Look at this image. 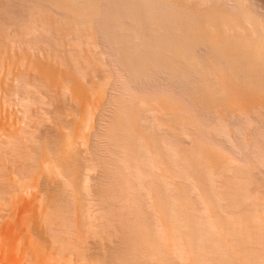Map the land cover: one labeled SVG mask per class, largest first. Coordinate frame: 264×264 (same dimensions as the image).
<instances>
[{
    "label": "bare ground",
    "instance_id": "6f19581e",
    "mask_svg": "<svg viewBox=\"0 0 264 264\" xmlns=\"http://www.w3.org/2000/svg\"><path fill=\"white\" fill-rule=\"evenodd\" d=\"M57 1L59 2L61 0H57ZM67 1L70 2L71 0H67ZM79 1H81V0H79ZM136 1L137 0H134V2H136ZM153 1L154 0H152L151 3H153ZM178 1H180V0H178ZM206 1L210 2L209 0H206ZM248 1H250V0H248ZM63 2L65 4V1H63ZM63 2L61 1V3H63ZM82 2L84 3V1H82ZM87 2H88V0H85V4ZM149 2H150V0H149ZM154 2H156V1H154ZM180 2L183 3L184 1L181 0ZM186 2H188V1L186 0ZM186 2H184L185 4L183 3V5H186L187 4ZM199 2H200V0H199ZM233 2H235V1H233ZM46 3H48V2H46ZM53 3H56V2H53ZM146 3H147V0H146ZM151 3H150V5H151ZM158 3H159V1H158ZM193 3H194V1H193ZM215 3H216V1H215ZM37 4H36V6H37ZM73 4H74V1H73ZM80 4H82V3H80ZM155 4L153 6H155ZM195 4H193V5L195 6ZM205 4H207V6H208V3H205ZM1 5H3V4H1ZM58 5L59 4H57V6ZM70 5H71V3H70ZM95 5L99 6L98 3L95 4ZM124 5H125V3H124ZM129 5L130 4L127 5V3H126V6H129ZM135 5H136V3H135ZM193 5H191V6H193ZM209 5H210V3H209ZM225 5L229 6L227 4H225ZM236 5H237V3H236ZM241 5L242 4H240V7H241ZM250 5H252V4H250ZM51 6H52V4H51ZM62 6H63V4L60 6V8H62V10L66 11V9L64 7H62ZM81 6H84V4H82ZM181 6H182V4H181ZM200 6L202 7V5H200ZM234 6H235V4H234ZM33 7H34V5H33ZM42 7L43 6L41 5V8ZM66 7H67L68 11H70L72 9H74V10L71 11V12L74 13V11H75V13H74L75 15L73 14L75 19L72 20V18H74V17H72L71 20L69 19V21L71 23L68 22V23L71 24L70 27L67 28L68 29L67 32L68 33L70 32V34H68V36L72 35L73 36V40H76L78 42L79 41L82 42V41L85 40L84 42H87V43L89 42L90 43L92 41V39L94 38V36L96 37V34H97L96 32L97 31H95L93 29V23H92L93 21H87V19H90L89 17L92 16L91 12L94 9L98 10V9H96L97 7L95 6V8H94V5L88 4V7L86 9H82L81 10L79 8L80 11L79 10H75L76 6H75V8H73L71 6L72 9L68 8L69 6H67V5H66ZM170 7H171V5H170ZM197 7H199V6L197 5ZM123 8H125V7H123ZM129 8L131 9L132 7H129ZM129 8H128V11H129ZM182 8H183V6H182ZM199 8H198V10H199ZM211 8L214 10V7H209V9H211ZM224 8L225 7L219 8V6H218V9H224ZM226 8H228V7H226ZM179 9H181V8L179 7ZM230 9H232V8H230ZM238 9L239 8H237V10ZM251 9H252V7H251ZM47 10H49V9H47ZM120 10H121V7H120ZM125 10H126V8H125ZM187 10H189V5H188V9ZM191 10L193 11V9H191ZM233 10L234 9H232L231 12H229L230 10L226 11L224 9V10H218L216 12L212 11V14H209L211 12H209L208 9H207V13L209 12L208 15H207L208 17L205 16L207 13L206 14L203 13L204 16L206 17V20L204 19L205 20V22H204V20H202V18L199 17V15H202V13L198 14L196 12L197 9H196V11H194V13H197L196 15L191 13L192 11L191 12L189 11V13H186L187 11L185 9L186 15H189V14L192 15L193 14L194 16H196V19L193 18L194 16L191 17L192 21H193V19L197 20L198 17H199V19L201 18L199 20V22H197V24L199 23L202 26H201V29H199L200 28V27H198L199 25L196 26V29L197 28L199 29V31H198V30L195 29V25H194V27H192V25H191L192 28L190 27V31L189 32L187 31L188 32L187 34H189V35H190L191 31L194 33L193 34L194 35L193 38H195L196 35H198V34L200 35L201 34L199 37L198 36L196 37L197 39L199 38L198 40L194 41V39L191 37L192 36L191 35L189 37H191V39H193V40H191V41L189 40V41L192 42V43H189V41H187V40H185L183 42L187 41L188 42V46H187L186 43H184V44H186L185 46L189 47L192 44H194L195 42H196L195 46L199 45V44H197V42L199 41L198 43H200L201 40H202L203 42H201V43H204V45H205V43L209 44L210 46H208V45L207 46L208 47H212L211 50L215 49V51L217 50V53H219L218 51H220V54H222L221 56L217 55L215 53V51L212 50L215 53V55H216V60L213 59V61H212V58L214 57V54H213V56H211L212 58L209 57L211 59V62H212V63L210 62V64H211L210 70L212 69V71H214L213 68H215V70H216V71H214V75H212L213 74L212 72H211V75L216 77V78H213V80L208 79L207 76H209V78H211L212 76L210 74H208V75L205 74V75H207L206 79L208 81V83L207 82L206 83L210 84L212 82V85H210V86H212V88H213V82H215L214 83L215 84L214 88L216 86L218 87V90H216L217 87L215 88V90L217 92H219V90H220V93H216L217 97H218V94H220L221 98L223 99V101H221V99L219 101L220 103L223 102V104L220 105V106L217 105V107H216V104H215V107H213L214 103L211 104L212 102L211 103L209 102L210 104L206 103L208 105H211L213 107V109L215 108V110L217 111L216 112L217 114H215V113H213V114H215V115L219 114V118H218L219 121L222 120L220 118V116L221 117H223V116L226 117V115H228V114L231 115V116L228 115L229 118H231V119H233L234 117H232V116H235V115H238V117L236 116L237 119H238V118H240V116L241 117L243 115L244 116L245 115L249 116L250 114H252V116L255 115L257 117L261 116V119H262V117L264 116V38L262 37L263 34L262 35H261V33L259 34V32H260L259 29H261V28H257V27L258 26L260 27V25L257 26V23H255V21L254 22L253 21L252 22L251 21H247V20H251L249 18L250 17H254V16H250L251 14L247 16V15H244L243 13H242L243 15H239L240 12H239V14H237V12H236V14H235V12L232 13ZM244 10H246V9H244ZM49 11H51V10H49ZM177 11H175V12H177ZM251 11H253V9ZM258 11H260V10L258 9ZM31 12H32V10H31ZM40 12H41V9H40ZM61 12L65 14L64 11H61ZM97 12H99V11H97ZM97 12H96V14L98 16ZM121 12H123V11H121ZM145 12L147 14V10ZM68 13L66 12V16H67ZM93 13H94V11H93ZM133 13L135 14V12H133ZM246 13H248V12H246ZM262 13H264V12H262ZM56 14H58V13H56ZM64 14H63V16H64ZM125 14L126 13H124V15ZM127 14H126V16H127ZM8 15H10V13ZM70 15H72V13ZM209 15H211V16L209 17ZM260 15H262V14H260ZM32 16H34V15H32ZM59 16H60V14H59ZM95 16L96 15H94L93 17H95ZM117 16L118 15H116V17ZM119 16H118V18H119ZM129 16L131 17V13H129ZM159 16L161 17V15H159ZM55 17L53 19H55ZM93 17L91 18L92 20H93ZM122 17H123V15H122ZM135 17H136V15H135ZM137 17H141V16H138V14H137ZM255 17H257V16H255ZM153 18L155 19V17H153ZM163 18H166V17H163ZM0 19H2V18H0ZM15 19H16V17H15ZM32 19H34V18H32ZM125 19H126V17H125ZM177 19H178V17H177ZM144 20H145V18H144ZM179 20H180V18H179ZM255 20H256V18H255ZM23 21L25 22V20H23ZM36 21H33V23L34 22L36 23ZM45 21H47V20H45ZM66 21L67 20H65L64 22H66ZM95 21L96 20L94 19V22ZM201 21H203V24L200 23ZM5 22H7V21H5ZM57 22H59V19H58ZM141 22H142V20H141ZM161 22L162 21H160L158 23L160 24ZM170 22H172V21H170ZM257 22H259V21H257ZM48 23L47 24L50 25V22H48ZM66 23H64V24H66ZM116 23L118 24V22H116ZM119 23H120V21H119ZM122 23H123V21H122ZM154 23H156V22H154ZM18 24H19V22H18ZM31 24H32V22L30 23V25ZM138 24H136V25H138ZM183 24H185V23H183ZM259 24H263V23H259ZM23 25L25 26V24H23ZM30 25H28L29 27L27 26L28 29H32V27H34V29H32V30L33 31L35 30V33H36L35 26L32 25L31 28H30ZM34 25H36V24H34ZM62 25L63 24H61L60 27ZM128 25H130V24H128ZM252 25H253V27H252ZM68 26H69V24H68ZM124 26H126V25L124 24ZM140 26L142 27L144 25H138V27L136 26V31L137 30L139 31V27ZM154 26H155V24H154ZM254 26H257V27H254ZM13 27H15V26H13ZM145 27H146V25H145ZM181 27H182V23H181ZM183 27L186 28L187 30H189V26H188V28L185 27V26H183ZM177 28H178V24H177ZM6 29H7V27H6ZM28 29H27V31H28ZM55 29H57V28H55ZM59 29L62 30V28H59ZM157 29H159V28H157ZM157 29H155V31H157ZM164 29H166V28H164ZM38 30H39V28H38ZM45 30H47V29H45ZM49 30H50V28H49ZM49 30H48V32H49ZM140 30H141V28H140ZM210 30H213V32H215V33L212 34L213 32H210ZM22 31H24V30H22ZM94 31H95L96 34L94 33ZM138 31H137V34L140 35L138 33ZM145 31H147V30H145ZM164 31H166V30H164ZM173 31H177V30L174 29ZM197 31L199 33H197L195 35V33ZM262 31H263V28H262ZM3 32H6V31H3ZM45 32H47V31H45ZM171 32H172V30H171ZM184 32L186 34V30ZM41 33L42 32L40 30L39 35ZM117 33H119V32H117ZM132 33L134 34L133 31H132ZM173 33H175V32H173ZM28 34H30V31L28 32ZM63 34H65V32ZM105 34H106V32H105ZM178 34H180V33H178ZM42 35H43V33H42ZM142 35L143 34H141L140 37H143ZM182 35L184 36V34H182ZM44 36H43V38H44ZM52 36H54V35H52ZM108 36H109V34H108ZM55 37H56V35H55ZM171 37H173V36L171 35ZM189 37L187 36L186 39L187 38L190 39ZM32 38H34V37H32ZM59 38H61L60 40H62L61 35H60ZM113 38L114 37H112V39ZM117 38H118V36H117ZM146 38H148V37H146ZM6 39H8V38H6ZM12 39H13V37H12ZM148 39H150V38H148ZM21 40L22 39H20V41ZM94 40H96V39H94ZM122 40H123V38H122ZM135 40L136 39H134V41ZM139 40H141V38H139ZM139 40H138V42H139ZM156 40H157V38H156ZM15 41H16V39H15ZM146 41L148 42V40H145V43L143 42V40L140 41L141 45L143 43L146 44ZM167 41H168V39H167ZM173 41H175V40L173 39L171 42H173ZM5 42H7V41H5ZM44 42H45V40H44ZM84 42H82V43H84ZM136 42H137V40L135 41V44L134 43L132 44V45H134L135 50H136L137 47L141 46V45L137 46ZM138 42H137V44H140ZM12 43H13V40H12ZM67 43H68V40H67ZM93 43L94 42L90 43L92 45V47H93V45L97 44V43H95V44H93ZM13 44H11V45L13 46ZM30 44H32V43H30ZM163 44H164V42H163ZM167 44H168V42H167ZM184 44H181V45H184ZM189 44H191V45H189ZM9 45H8V47H9ZM28 45H29V43H28ZM63 45L65 46V44H63ZM77 45H78V43H77ZM164 45L166 46V44H164ZM226 45L228 46L227 50H229V51L226 50V48H227ZM25 46H26V44H25ZM49 46L50 45H48V47ZM54 46H55V44H54ZM54 46H52V47L54 48ZM58 46H59V44H58ZM157 46H158V44L156 45V47ZM195 46L194 45L191 46L192 47L191 49H193V47H195ZM39 47H42V46H39ZM72 47H73V44H72ZM96 47H98V46H96ZM96 47H94V48H96ZM131 47H133V46H131ZM147 47L145 49H143V50L145 51L146 49L150 48V47L149 48H147ZM167 47H169V46H166V49H167ZM43 48H44V45H43ZM80 48H81V46H80ZM124 48H126V47H124ZM158 48H159V46H158ZM26 49H28V48H26ZM38 49H40V48H38ZM38 49H36V50H38ZM47 49H49V48H47ZM47 49H45V50H47ZM151 49L153 51V48H151ZM174 49H176V48L174 47ZM196 49H195V51H196ZM5 50H7V49H5ZM203 50H204V48H203ZM230 50L233 51V52H230ZM2 51H4V50H2ZM74 51H77V48ZM195 51H193V52H195ZM225 51L230 53L229 54V58H230L229 60L231 62H229L227 57H225V54H226V56H228V53H225ZM71 52H73V51H71ZM159 52H161V51H159ZM187 52H188V48H187ZM234 52L235 53L237 52L239 54L235 55ZM4 53L3 54H2V52L0 53V54H2V55H0V131L3 133L2 134L0 132V264H264V188H263L264 185L263 186H261V185L259 186L257 184V186H255V188L254 187L252 188L251 187L252 182L250 184V181L247 180V178H246L247 181L245 180V177H244V179L242 178L244 181H240V180H242L241 177L239 178V180H236V178L234 176H232L233 171H232V174H231V176H232L231 177L232 179H231L230 175H229L230 172H231V169H232V167L234 169V166L239 165L238 164L239 160L235 161L234 159H231L230 157L220 156L222 154L219 155V154H216V153H211V152H213L212 150H210L211 152L209 151V152L206 153L207 149L205 151L204 150L202 151L204 154L202 152H200V153H202V156L200 154H199L200 156L199 155L194 156L195 154L193 155L195 158L197 157V159L199 157H202L201 158L202 160H198L197 161V159L192 157L193 153H191V157H192L191 160L193 159L192 160L193 167L196 166V164L194 165V160H195V162L196 161L198 162V163L196 162L198 167H195L197 169L199 168L198 171L200 170V168L201 169L202 168L205 169V171H203V172L199 171L202 175L197 171V169L194 170L195 173H193V174H196V171H197L199 173V174H197V176L199 175L198 176L199 178L202 176L204 178V180L202 178H200V179H202L201 181L204 182V183L200 182V180L197 179L198 184L197 185L194 184L196 182V179H195L196 177L194 178V175H192L193 178L191 177V175L190 176L189 175L186 176V178H191L192 180L195 179V182L190 180V181H192L193 184L191 182L188 184L189 180H187L186 178H185L186 180L184 181L183 177H185V176H182L183 174H182V170L180 169V167H176L175 164H174L175 165L174 166L172 164L173 162H171L172 161L171 159H170L171 161H168L166 159V158L169 159L170 156L164 158V156H168L169 154L168 155H164L161 158V155H163V154H160V156H159V153L161 151L158 153V151L156 150V149H159V147H157V144L159 145L160 141H158V140H161V139H159L157 137L158 134H159L157 129H159V127L158 128H154L155 126H157V125H154V122H156L157 119L161 118V117L162 118L165 117V118L164 119H160V122L157 121V124L162 123L161 120L164 121L166 119L168 121L170 119L169 118L170 117L169 114L171 113V112L169 113V111H168L169 109H167L169 106L166 107V104H165L164 101L163 102H164L165 105H160V103H158V105L156 104L155 106L152 105V107L149 108V109H151L150 112L148 111L149 109L147 110V108H145V110H147L149 114L147 112L144 113L145 112V110H144V112L142 111L143 114L141 116V114H140L141 108H140V111L137 110L138 112L136 114L133 113L135 111H133V112L131 111L133 116L132 115H130V116H131L133 121L128 120V123H127V119L126 120L123 119V116H122V118L120 117L121 119L119 118L120 121H119V119L116 120V118H118L119 115H118V117L114 116L115 117L114 121H113V118H112L113 123H115L114 124V126H115L114 128H116V129L112 130V131H114V133L111 131L113 134L110 133L109 135L110 136L113 135L112 139H113V141L115 139V141H116L115 143H117V145H115V146H119L120 147V150H119V148L116 147V149L120 151L119 152L120 154L118 155V154L115 153L116 156H115V159H114V161H118L119 162V163L117 162L119 165L116 162H114L116 164H114V163L113 164L116 165V166H114V168L116 167L115 169H119L120 170V172H119V170H115V172L117 171V172H119L121 174L122 173L125 174V175L122 174V175H124V178H123V176L121 174H118L117 172L115 173L116 176L119 177V178L116 177L117 181L119 182V185H120L119 186L118 184H116L117 187L119 186V188H120V194H118V195L119 196L121 195V197H122V198H119V196H117V195L115 196V197H118L119 199H122V202L120 200V205H119L120 210H119V208L116 209V207H115V209L119 210V211H122V210L123 211L126 210L128 212L132 211V213H134L136 211L135 214H137V212H138L139 213V219H140L141 215L143 216V217L141 216L142 218H144L145 216L147 217V214H148V217L151 216V215H149L150 214V211H149L150 208L149 207L151 205V209L150 210H153L152 208H154V211L156 212V216H158L157 217L158 221H156L157 223L155 225L153 224V223H155L154 221L152 223V225H154L153 228L149 227V226H151V223H150L149 220H148L149 223H150L149 225H148V223H146L147 222L146 221L145 223L147 225L144 224L142 227H141V225H139L140 229L136 228L139 231H141V236L138 239H136L135 242H133V240L135 238H133V240L131 242L126 241V239L125 240L123 239L124 241L122 240V243L124 242L125 244L123 243L122 247H123V245H125V246H124V248L119 249L121 251H119L118 249H115V247H112V248H114V249H112L110 247L111 244L112 243H114V244L117 243V238L121 237L122 235L121 236H119L117 234L115 235V233H117L116 232L117 230H115V232H113V230L110 228V226L108 227V225H111V224L107 225V222H106V219H105L106 217H108V215H109V218L111 216H110V214L108 212H106V214H108V215L105 217L104 212L106 210L108 211V209H109V211H110V213L112 215L113 212H112L111 209H113L114 207L113 208L110 207L111 209L110 208H108V209L107 208H103V207H105V206H103L104 204L100 201V198H98V195L94 194V192H96L95 190L97 188H99V187L96 188L94 186L95 185V180L97 178H99V176H97V172H98L99 166L97 164L98 161H96L98 158L96 156H94V154H96V153H94L92 155V151H94V149L91 148V147H93V144H95L93 142L96 140V139L95 140H93V139H94V137L96 138V136H97V132H96V136H95L94 133H95L96 130L100 129V128L98 129L97 127H96L97 129L95 128V125H96L95 123L97 122L96 119L99 118V116H98L99 112L104 108L105 105H107L104 102H106L105 99H106L107 94L109 93V92L107 93L108 87H106V86H108L109 85L108 83H110V80H111V79L109 80L110 76L107 75V73L105 74V72H102V69L98 70V72L101 70V73H102L101 76H100L101 73H98L99 75L98 74L94 75V73L97 72V70H96V72L93 71V70H95L94 66H93L94 69L92 70V67L89 68L87 66V64H85V66L84 65L83 66L86 69L87 68H89V69L86 70V69L83 68L84 70L88 71V70L91 69L90 71H88V72H90V74H89L90 77L88 78L87 77L88 72L85 73V71L82 68L80 70L81 66H79V67H76V65H75V67L71 66V69L69 70L68 67H65L66 68L65 69L64 67H62L63 64H61L62 65L61 67L63 69H65V71H64L60 67H59L60 69H58L56 67L57 65L54 66L53 65L54 64L53 61L51 62L50 60H47V59H45V60H47V63H45L46 61H39L41 57H37V60H35V59L32 60L33 57L31 55H29L27 52H25V54L27 53L26 55L29 56L28 58L25 55L24 56L20 55L21 57L18 55L19 56L18 57L17 54L16 55L14 54V56H16V58H14V56L11 57L13 51L11 52V55H8L10 53V51H9V53L7 55L11 59H8L7 58L8 56H7L6 57L7 61H6L5 57L3 56V55H6ZM54 53H55V50H54ZM56 53H58V51H56ZM72 54L74 55V53H72ZM96 54H98V53H96ZM99 54H100V52H99ZM69 55H71V54H69ZM88 55H90V54L88 53ZM93 55H94V53H93ZM148 55L153 56V55H151L149 53H148ZM173 55H174V53H173ZM206 55H208V54H206ZM45 56H46V58H48L47 55H45ZM161 56H163V54ZM169 56H170V54H169ZM191 56H193V55H191ZM223 56L226 58V60H224L225 58ZM60 57H63V56H60ZM60 57H58V58H60ZM67 57H63V59H65ZM75 57H74V60H72L73 62L74 61L77 62V60H75ZM156 57H158V56H156ZM219 57H220V60H222V58H223L222 61H225V65H226V63L229 62L228 65L227 66H223L224 64L222 63V61L219 60ZM34 58H36V57H34ZM70 58L72 59V56ZM91 58H93V57H91ZM99 58H100V56H99ZM139 58L137 60V63L141 59V58L140 59ZM188 58H189V55H188ZM42 59H44V58H42ZM8 60H9V62H8ZM59 60H58V62H60ZM159 60H158V64L161 63ZM167 60L168 59H166V62H167ZM181 60H182V58H181ZM227 60H228V62H226ZM67 61H65V62H67ZM95 61H96V59H95ZM145 61H146V59H145ZM155 61L156 60H154V62ZM194 61H195V63L197 62L196 59H194ZM48 62L49 63H53V64H48ZM83 62H85V61H83ZM102 62H104V61H102ZM149 62H150V60H149ZM182 62H183V60H182ZM200 62H202V61H200ZM61 63H63V62H61ZM156 63H157V61L155 62V65H156ZM168 63L170 65L172 64L170 62H168ZM177 63H178V65L182 64L181 62L180 63L176 62V65H177ZM94 64L101 68V66H100L101 63L98 62L97 64L96 63H94ZM164 64L165 63H163L162 65H164ZM190 64L191 63H188V65H190ZM70 65H72V64H70ZM78 65H80V63H78ZM185 65L186 64L184 63V66ZM188 65H187V67H188ZM212 65H214L215 67L214 66L212 67ZM67 66H68V62H67ZM133 66H134V62H133ZM160 66H161V64H160ZM193 66L194 67L196 66V68L200 67V65L198 66L197 63H196V65L193 64L192 68H193ZM154 67L156 69V66H154ZM158 67H159V65H158ZM190 67H191V65H190ZM226 67L228 69H226ZM230 67L232 69L231 72H230ZM105 68H106V66H105ZM182 68H184V67L182 66ZM96 69H98V67ZM106 69H108V68H106ZM106 69H103V70H106ZM188 70H190V69H188ZM188 70H187V72H188ZM207 70H209V67H208ZM148 71H149V69H148ZM162 71H163V68H162ZM162 71H159V72H162ZM232 71H237V73L232 72ZM91 72L93 74H91ZM189 72H192V71H189ZM200 72L203 75V73H206L208 71L203 72V71L200 70ZM195 73L197 74V72H195ZM113 74H114V72H113ZM181 75H182V73H181ZM134 76H135V74H134ZM138 76H139V74H138ZM187 76H186V78H187ZM204 76L203 77L200 76L201 80H202V78H204ZM189 80H191V79H189ZM240 80H244V81H242L243 83L242 82L237 83V84H239L238 86L247 84L248 82L251 83L252 85L248 83L249 86L247 87V89H246V85H244L245 88L243 87L245 90L243 88L239 89L240 87H238L234 83H236L237 81H240ZM204 81H205V79H204ZM245 81H246V83H244ZM126 83H127V81H126ZM240 83H242V84H240ZM207 86H206V88H209ZM235 86H237L238 89L235 88ZM126 87H128V86H126ZM192 87H194V86L192 85ZM124 88L125 87L122 88L123 89L122 91H124ZM199 88H200V86H199ZM24 90L26 91L27 94L24 93ZM109 91H111V89ZM126 91H127V89H126ZM202 91H200L201 94H203ZM22 92L24 94H26V95H24ZM32 92H33V95H32ZM34 92H36V94L39 93L37 97H36ZM204 92H206V91H204ZM212 93H214V92H212ZM122 94H124V93H122ZM204 94L208 95V92L204 93ZM210 94L211 93H209V95ZM216 94L215 95L212 94V95L215 97ZM39 95L41 97H39ZM68 96H70V97H68ZM34 97H36V98H34ZM58 97H60L61 100L62 99L64 100L66 98H67V100H70L69 98H72V100L75 102V103L74 102H72V103H74L73 105H75V106H69L71 104V103H69V105H68L69 107L68 106L67 107H62V106L59 107V105H58L59 108L57 107L58 109H56L55 107H53V106H55L54 105L55 102H53V101L51 102V100H55L53 98H58ZM205 97L209 98L208 96H205ZM214 97H212V98H214ZM212 98H210V99H212ZM36 99H37V101L40 100L42 102V104L41 103L40 104L43 105L44 108L42 106H40V107L42 109H44V111L40 110V108L39 109L36 108L37 105L39 104L38 103L39 101L38 102L35 101ZM48 99H50V101ZM123 99H124V97H123ZM137 99H139V98H137ZM202 99H203V97H202ZM15 100H16V103L18 104L16 106H18V107H19V105H21V107L22 106L23 107L26 106L27 109L26 108H25L26 110L24 108L23 109L25 110V112L27 111L28 113L27 112L26 113H22L21 112L22 114H24V115H22L20 113V111H21L20 108L21 107L18 110L19 112L17 110L14 111V109L16 108L15 105H14V101ZM61 100H59V101H61ZM217 100H218V98H217ZM32 102L34 103V105H36L38 103L36 105V107L32 106L33 108H36L33 111H36L37 109L42 111V113H41L40 111L37 110L38 112L41 113L39 118H38L39 115H36L38 119L36 117L33 118L35 113H33V116L31 114H29V111H30L31 108L29 109V111H28V108L31 107V106L27 107V105H33V104H30ZM167 102H168V100H167ZM214 102H217V101H214ZM48 103H53V104L52 105L50 104L48 106ZM67 104H68V102H67ZM60 105H62V104H60ZM63 105H65V104H63ZM208 105H206V106H208ZM200 106H202V105H200ZM49 107H52V108H50L52 110H50ZM122 107H121V109H124ZM171 107H173V106H171ZM183 107H184V105H183ZM53 108L55 110H53ZM111 108H113V107H111ZM126 108H128V107H126ZM202 108H204V107H202ZM48 109H49V111H48ZM24 110H23V112H24ZM175 110H177V109H175ZM51 111H53V113H51ZM55 111H57V112H55ZM128 111H127V113H128ZM38 112H36V113L38 114ZM179 112H180V110H179ZM19 113H20V115L24 116V118H25V119L23 118V120H22V118L20 116V118H21V120L23 122H24V120L27 119L26 117H29L30 120H32V118H33V120L36 119V122H35L36 125L33 126L35 124L33 122V120L30 121L28 119L29 120L28 121L29 124L25 123L27 125H24V124L21 125V127L23 126L22 128L18 127V126H20L18 123H16L17 124V127L15 126L16 128L15 127L11 128L13 126L14 118L16 116L18 117ZM123 113H125V111ZM127 113H126V115H128ZM131 113H129V114H131ZM173 114H172V116H173ZM186 114H187V112H186ZM27 115H30L31 117L27 116ZM51 115H53V116H51ZM122 115H124V114H122ZM126 115L124 116V118L126 117ZM246 116L243 117V118H246ZM252 116H251V118H252ZM52 117L54 118V121L52 120L53 119ZM173 117H175V116H173ZM20 118L16 119V120H20ZM126 118H128V117H126ZM167 118H169V119H167ZM197 118L200 119L198 116H197ZM227 118L223 117V119H227ZM182 119H180L181 120L180 122L177 119L173 120V121H178L176 123L178 126L182 122L180 128H178L180 132H178L176 136L181 135V134L184 135V133H185V135L189 134V132L187 133L188 129L186 130V128H188L190 125L186 126L187 125L186 122L184 121V119L183 120ZM12 120H13V122H12ZM171 120H172V118H171ZM255 120H256V117H255ZM259 120H260V118H259ZM45 121H47V122H45ZM52 121L55 122L54 124L56 125L55 128H56L57 131L55 132L54 129H53L54 132H50V131H52L51 129L53 128V127H51V129H48L47 132L45 131L46 133L45 132H41L42 131L41 129L43 127L42 124L47 125V127H48ZM110 121H111V119H110ZM112 121L110 123H112ZM115 121H117V123ZM229 121H230V119L228 120V123H229ZM249 121L250 120L248 119V122ZM9 122H12V124L10 123L12 126L8 124ZM17 122H19V121H17ZM25 122H27V121H25ZM48 122H50V123H48ZM98 123H99V121H98ZM214 123H216V122H214ZM221 123L224 124L223 120H222ZM249 123H251V122H249ZM170 124H172V123H170ZM222 124H220V122H219V126L217 125L218 127L215 128L214 132L216 131L218 133V135L220 136V137H218L219 139L221 137L223 138V140L224 139H227V140L232 139L229 136L230 133H231L230 132L231 130L227 129L226 125H224L225 127H223ZM14 125H15V123H14ZM31 125L34 128H32ZM98 125H100V124H98ZM165 125H163V126H165ZM209 126H211V125H209ZM214 126H215V124H214ZM241 126H243V125H241ZM245 127L246 126L244 125V128ZM43 128H45V126ZM151 128H154V130L158 132V133L156 132L157 136H156V133H154L155 135L154 134L150 135V133H152V132H150ZM225 128L227 130H229V131H227ZM161 129H163V128L161 127ZM261 129H262V127H261ZM2 130H4L5 132H3ZM154 130H151V131H154ZM172 130H174V129H172ZM185 130H186V132H185ZM209 130H210V128H209ZM198 131H199V128H198ZM239 131H241V128H240ZM239 131H236V132H239ZM214 132L212 131V133H214ZM171 133H173V132H171ZM175 134H176V132H175ZM104 135H106V134H104ZM107 135L104 136V137L106 138ZM172 135H174V133ZM185 135L183 137L186 138L187 135L186 136ZM149 136H151L153 138L152 141L150 140ZM153 136H156V137H153ZM181 136H179L180 140L182 138ZM232 137H233V135H232ZM154 138H157L158 140L155 139V141H154ZM160 138H162V137H160ZM172 138H173V136H172ZM200 138H201V136H200ZM242 138H243V136H242ZM108 139H110V138H108ZM112 139H110V140H112ZM176 139L178 140V138H176ZM110 140H109V142L114 144V142L110 141ZM214 140H216V139H214ZM156 142H159V143H156ZM182 142L184 144V141H182ZM206 142H207V140H206ZM198 143L199 142H197V144ZM105 144H106V142H105ZM160 144H162V143H160ZM154 145H156V146H154ZM110 146H111V144H110ZM175 146H176V144H175ZM154 147H157V148L154 149ZM172 147H174V144H173ZM172 147H169L170 149H168V150L172 151ZM194 147H198V146H194ZM209 147H211V146H209ZM111 148H113V147H111ZM180 148H182V147H180ZM185 148H187V147H185ZM192 148H193V146H192ZM236 148H237V146H236ZM236 148L234 150H236ZM258 148H259V146H258ZM114 149H115V147H114ZM162 149H164V148H162ZM174 150H175V152H173V153H176L178 155L177 151L180 150V149L178 148V149H174ZM192 150L193 149H191V151ZM238 150H239V148H238ZM185 151H187V150H185ZM112 152H114V151H112ZM116 152L118 153V151H116ZM128 153L132 154V155H130L131 157L128 155ZM197 153H199V152L197 151ZM218 153H220V152H218ZM181 154L183 155V153H180V155ZM205 154H207V155H205ZM229 154H230V152L228 153V156H229ZM203 155H205V156L203 157ZM254 155H255V153H254ZM113 157H114V155H113ZM174 157H176V156H174ZM93 158H97V159L95 160ZM163 158H164V161L166 163L164 161H163L164 163L162 162ZM182 158H181V161H182ZM185 158H186V156L184 157V159ZM189 158H190V154H189ZM176 159H178V157ZM187 160H189V159H187ZM169 162L171 163L170 165H173V166L169 165L171 168L166 165ZM186 162L184 161V163H186ZM234 162L235 163L237 162V164L234 165ZM188 164H190V162ZM241 164L239 165V167L241 166ZM261 164H263V166H264V154L261 155ZM261 164H260V166H261ZM117 165L120 166V167L118 168ZM162 166H164V167H162ZM181 167H182V165H181ZM189 167L190 166L188 165L187 168H189ZM236 167L239 169L238 166H236ZM253 167H254V165H253ZM255 167H256V165H255ZM173 168H175V170L177 168H179L180 171L177 169V172H176ZM247 168H248V166H247ZM121 169L123 170V172H122ZM189 169H188V171H189ZM249 169H250V167H249ZM240 170H241V168H240ZM127 171H129V172L131 171L130 172L131 174H129V172H127ZM155 171H156V173H155ZM157 171H158V173H157ZM178 171H179L180 174H182L181 175L182 178H180V180L184 181L186 184L184 182L181 183L180 181H178L179 180L178 178L180 177V175L177 174ZM236 171L234 170V172H236ZM126 172H127L128 175H126ZM151 172L152 173L154 172L157 175V176L155 175L157 180L154 179L155 178L154 173L152 174ZM204 172H205V176L203 174ZM262 173H264V172H262ZM151 174H152V177H151ZM238 174L239 173L237 171V175ZM129 175H131V176H129ZM227 175H228V177H227ZM234 175L236 176V174H234ZM127 176H129L130 179L127 178ZM118 179H120V181ZM237 179H238V177H237ZM97 181L99 182L98 179H97ZM199 182L201 183L200 185H199ZM110 185H114V184H111V182H110ZM197 186H198V189H199V186H201L200 188H202L204 190V193L206 195H204L203 198L201 197L202 199L205 198L204 200L199 198L200 195L203 193L202 189H200L201 194L197 195L199 197L193 198L194 195H192V193H194L195 191H193L192 189H197ZM119 188H118V190H119ZM114 189L117 190L116 186H115ZM149 190L151 192L153 190L155 192V193L153 192L155 194V196H153L152 193H151L150 198H148V196H146V195H150V192L148 194H145V193L147 191H149ZM162 190H164V192L166 194L167 193H171L174 190L175 191L177 190L176 191L177 193L174 191L176 194L173 192V194L171 193V194H167V196H165V194H163L164 192L162 193ZM190 190H192V193L190 192ZM143 191H145V192L143 193ZM187 191L190 192V195L187 194ZM234 191H239V194L236 195V192H235L234 194L236 196L233 195ZM122 192H123V194H121ZM137 192H140L139 193L140 195L137 194ZM229 194H230V197L228 198ZM141 195L143 197H145V198L147 197V198L145 199ZM231 195H233V196L231 197ZM106 196H108V195H106ZM223 196L227 197L226 199H228L229 201H227V200L226 201H227V203L229 202V204H226L225 199H223L224 198ZM151 197H152V199H154V198L155 199L152 200V201H147L148 199L150 200ZM97 198H98V200H97ZM193 199H195V200H193ZM109 200H110V198H109ZM117 200L115 202H117ZM142 200H144V201H142ZM145 201L147 203H150V202L152 203L153 202L152 203L153 205L151 203L147 204ZM143 202L146 203V205H149V207L146 206L147 210L145 209V204L143 206ZM247 202H249V203L247 204ZM104 203H105V201H104ZM223 204L224 205L226 204L227 208L225 206H223ZM108 205H110V204H108ZM114 206H115V204H114ZM152 206H154V207H152ZM236 207H238V209H237L238 211L236 210ZM239 208H241V210H239ZM116 210H114V211H116ZM71 211H73V213L76 214L74 216L77 218V221L79 222L78 225L77 224H73V222L76 220L75 217H74L75 218L74 221H72L73 219L69 218V217H71L73 215V213ZM123 211L120 212V213L124 214L126 212V211L125 212H123ZM145 211L146 212L149 211V213H146ZM117 213H118V211H117ZM152 214H153V212H152ZM81 215H82V220H81ZM125 215H126V213H125ZM129 215L132 216L130 213H129ZM126 216H128V214ZM137 216H138V214H137ZM112 217H113V215H112ZM112 217H111V219H113ZM114 217H116V216H114ZM146 217H145V220L147 219ZM133 219H136V218H133ZM70 221L72 222V224L74 226H72ZM111 221H113V220H111ZM118 221H116V222H118ZM125 222H123V223H125ZM142 222H143V220H142ZM259 222L260 223L262 222V223L260 224ZM75 223H77V222L75 221ZM110 223H112V222H110ZM138 223H140V222H138ZM251 223H255V224H257V226H255V225L253 226V224H251ZM131 225H134L135 227L137 226V224L136 225L135 224H131ZM74 227H78V228H74ZM114 227H116V226H114ZM126 227H129V226H126ZM109 228L112 231L109 230ZM115 236H119V237L116 238ZM115 240H116V242H114ZM119 241H120V239H119ZM109 242H110V245H109ZM114 244H112V245L114 246ZM118 244H120V243H118Z\"/></svg>",
    "mask_w": 264,
    "mask_h": 264
},
{
    "label": "rangeland",
    "instance_id": "374dc122",
    "mask_svg": "<svg viewBox=\"0 0 264 264\" xmlns=\"http://www.w3.org/2000/svg\"><path fill=\"white\" fill-rule=\"evenodd\" d=\"M7 1V2H6ZM61 1L63 2V1H65V4H64V2L63 3H61ZM61 1H57V0H0V18H2V19H0V30L2 31H0L1 33V35H0V53L2 52V54L4 53V54H6V55H3L4 57H5V59H6V57L8 56V55H11V52L13 51V53H12V55H11V57L12 56H14V54L16 55L17 54V56L19 55H25V56H27V58L29 57L28 55H26L27 53L29 54V55H31L32 57H33V59L32 60H37V57H41L40 58V60L39 61H46L45 63H47V60H50L51 62L53 61L54 62V64L53 63H49L48 62V64H53L54 66H56L58 69H60V68H62V67H68V69L70 70L71 69V66L72 67H75V65H76V67H79V66H81L80 67V70H81V68L83 69H86L84 66H85V64H87V66L90 68V67H92V70L95 68V70H93V71H95L96 72V70H97V72L96 73H94V75H96V74H98V73H101V70L98 72V70L99 69H102V72H105V74L107 73V75H109L110 77H109V80H110V83H108L109 85L108 86H106V87H108V89H107V96H106V102H104V103H106L107 105H105L104 106V108L99 112V114H98V116H99V118H97L96 119V125H95V128L97 127L99 130H96L95 131V136H96V132H97V136H96V138L94 137V139L93 140H95L93 143H95V144H93V147H91L92 149H94V151H92V155L94 154V153H96V154H94V156H96L97 158H93V159H97L96 161H98L97 162V164H98V166H99V168H98V172H97V176H99V178H97L98 180H99V182L97 181V179L95 180V187L97 188V187H99V188H95L96 190V192H94V194H97L98 195V198H100V201L104 204L103 206H105V207H103V208H113V209H111L112 210V215H113V217H112V215H111V213H110V211H109V209H108V211L106 210L105 212H104V215H105V217L108 215V214H106V212H108L109 214H110V216L113 218V219H111V217L109 218V215H108V217H106L105 219H106V222H107V225L108 224H111V225H108V227L110 226V228L113 230V232H115V230H117L116 232L117 233H115V235L117 234V235H119V236H121V237H119V236H115L116 238L117 237H119V238H117V243H112V244H114V246L111 244V248L112 247H115V249H122V248H124V246L125 245H123V247H122V244L124 243H122V240L124 239H126V241H129V242H131L132 240H133V238H135L134 240H133V242H135L136 241V239H138L140 236H141V231H139L138 229H140L139 227V225H141V227L144 225V224H146V223H148V225L151 223V226H149L150 228H153V226L157 223L156 221H158V216H156V212L154 211V208H152L153 210H150L151 209V205H150V207H149V205H146V203H144L143 202V206H144V204H145V209L147 210V208H146V206L147 207H149L148 209H149V211H150V214L149 215H151L150 217H148V214H147V219L145 220V217L144 218H142L141 216H140V219H139V213L137 212V214H138V216H137V214H135L136 213V211L134 212V213H132V211H130V212H128V211H123V212H125L126 213V215L128 214V216H126L125 215V213L124 214H122V213H120V212H122V211H119L120 210V208H119V205H120V200H121V202H122V199H119V198H122L121 197V195L119 196L118 194H120V188H119V182L117 181V178H119L118 176H116V172H115V170H119V169H115L114 168V166H116V165H114V164H116L118 161H114V159H115V153L116 154H120L119 152V150H120V147L119 146H115V145H117V143H115L116 141H115V139H114V141H113V139H112V136L113 135H109L110 133L111 134H113L114 133V131H112V130H115L116 128H114L115 126H114V124L115 123H113V121H114V119H115V117H118V115H119V117L118 118H116V120L117 119H119L120 117L122 118V116H123V119L124 120H126L127 119V123H128V120H130V121H133L132 120V118H131V116L130 115H132L133 116V114L131 113V111L133 112V111H135V112H133L134 114H136L138 111H140V108H141V112H140V114H141V116H142V114H143V112H144V110H145V108H147V110L149 109V108H151L152 107V105L153 106H155L156 104L158 105V103H160V105H165L166 104V107L167 106H169L167 109H169L168 111H169V115H170V119L169 118H167V119H169L167 122L165 121H162L161 120V122L162 123H160V124H157V121H159L160 122V119H164V118H158L157 119V121L156 122H154V125H157V126H153L154 128H158L159 127V129H157L158 130V132H159V134H158V136H157V131H155L154 130V128H151L150 129V132H152V133H150V135L152 134H154V133H156V136L159 138V139H161V140H158L157 138H154V141H155V139H157L158 141H160V143H162V144H160L159 142H156V143H159V145L157 144V147H159V149H156L157 147H154V149H156L157 151H158V153H159V156H160V154H163V155H161V158H162V156H164V155H168V156H164V158L165 157H169V159L168 158H166L168 161H171V162H173L172 164L174 165H176V167H180V169L182 170V174H180L179 173V171H180V169L179 168H177L179 171H178V173L177 174H179L180 175V177L178 178L179 180L178 181H180L181 183L182 182H184L186 179L187 180H189V182H188V184L191 182L192 183V181L193 182H195V179H196V182L194 183V184H198V182H197V179L198 180H200V182H202L201 180L203 179L204 180V178L201 176L200 178H202V179H200L198 176H197V174H199L200 172H203V171H205V169H201L200 168V172L198 171V169L197 168H195V167H198V165H197V161L198 160H202L201 158L202 157H199L198 159H197V157L195 158L194 156H197V155H201L202 156V151L204 150H206V153L207 152H209L210 150H212L213 152H211V153H216V154H222V155H220V156H227V157H230L231 159H234L235 161H238V164L240 165L241 163V166L239 167V165H236V166H238L239 167V169L236 167V166H234L235 164H237V162L235 163L234 162V169H233V167H232V169H231V172H230V178L232 177V176H234L235 178H236V180H239V178L241 177V179L243 178L244 179V177H245V180H246V178H247V180H249L250 181V184H251V182H252V184H251V187L253 188H255V186H257V184L260 186H263L264 185V173H262V172H264V166H263V164H261V155L262 154H264L263 152H264V116L262 117V119H261V116H259V117H257V116H252V114H250L249 116H246V118H243V117H245L244 115L241 117L240 116V118H238L237 119V117H238V115H235V116H232V117H234L233 119H231V118H229V116H231L230 114H228V115H226V117L225 116H223L224 118H227V119H223V117H221L220 116V118L223 120V123L224 124H222L221 122H222V120H218V118H219V114L218 115H215V114H217L216 112V110H215V108L213 109V107H215V104H216V107H217V105H222L223 104V102L222 103H220L219 101H220V99H221V101H223V99L221 98V95L220 94H218V97H217V94L216 93H220V90H219V92H217L216 90H218V87L216 88V90H215V88H214V86H215V82H213V88H212V86H210V85H212V82L210 83V84H207L208 83V81H207V77H208V79H211V80H213V78H216V77H214V76H212V75H214V71H216L215 70V68H213V70L214 71H212V69L210 70V66H211V64H210V62H211V59L210 58H212L211 56H213V54H214V57L212 58V61H213V59L214 60H216V55H215V53L217 54V55H222V54H220V51H218L219 53H217V50L215 51V49H212V50H214L215 51V53L211 50V48L212 47H208V46H210L209 44H207V43H205V45H204V43H201V42H203L202 40H201V44L200 43H198L197 42V44H199V45H196L195 46V43L194 44H189V45H191V46H195V47H193V49H191L192 47L191 46H189V47H187L188 46V42L187 41H191V40H193L194 39V41L195 40H198L196 37L198 36H200L199 34L198 35H196L197 33H199L198 31H199V29H201V24H197V22H199V20L202 18V20H206V17H208L207 15H208V13L209 12H211V13H209V14H212V11L213 12H216V11H218V10H226V11H229V12H231V10L232 9H234L233 11H232V13H234L235 12V14H236V12H237V14H239V12H240V14L239 15H250V16H254V17H250L249 19H251V20H247V21H255V23H257V26L258 25H260V27L258 26H254V27H257V28H261V29H259V34L261 33V35L263 34L264 35V13H262V12H264V0H250V1H248V0H209L210 2H208V1H206V0H200V2H199V0L197 1V0H187L188 2H186V0H183L184 2H186L187 4L186 5H183V3H181L180 1H178V0H154V1H156V2H154L153 1V3H151V1L152 0H150V2H149V0H147V3H146V0H137L136 2H134V0H88V2L85 4V0H81V1H79V0H71L70 2L69 1H67V0H61ZM73 1H74V4H73ZM76 1V2H75ZM82 1H84V3L82 2ZM90 1V2H89ZM93 1V2H92ZM158 1H159V3H158ZM170 1V2H169ZM173 3H172V2ZM190 1V2H189ZM193 1H194V3H193ZM204 1V2H203ZM215 1H216V3H215ZM225 1V2H224ZM233 1H235V2H233ZM248 1V2H247ZM262 1V2H261ZM26 2V3H25ZM31 2V3H30ZM39 2V3H38ZM46 2H48V3H46ZM53 2H56V3H53ZM58 2V3H57ZM92 2V3H91ZM95 2V3H94ZM142 2V3H141ZM163 4H162V3ZM177 4H176V3ZM200 4V5H202V7L198 4V3ZM203 2V3H202ZM214 2V3H213ZM219 2V3H218ZM223 4H222V3ZM228 2V3H227ZM231 2V3H230ZM260 2V3H259ZM29 3V4H28ZM38 3V4H37ZM50 3V4H49ZM67 3V4H66ZM70 3H71V5H70ZM76 3V4H75ZM80 3H82V4H84V6H81L82 4H80ZM94 3V4H93ZM99 4V6L98 5H95V4ZM124 3H125V5H124ZM126 3H127V5L128 4H130L129 6H126ZM133 3V4H132ZM135 3H136V5H135ZM138 3V4H137ZM150 3H151V5H150ZM156 3V4H155ZM189 3V4H188ZM200 7H197V5ZM202 3V4H201ZM205 3H208V6H207V4H205ZM209 3H210V5H209ZM213 3V4H212ZM233 3V4H232ZM236 3H237V5H236ZM248 3V4H247ZM1 4H3V5H1ZM10 4V5H9ZM32 4V5H31ZM36 4H37V6H36ZM51 4H52V6H51ZM55 6H54V5ZM57 4H59L60 6L63 4V6L62 7H64L65 9H66V11L65 10H62V8H60V6L58 5L57 6ZM73 4V5H72ZM88 4H92V5H94V8H95V6L97 7L96 9H98V10H93L94 11V13H93V11L91 12L92 13V16L91 17H89L90 19L94 16V15H96L95 17H93V20L91 19H87V21H93L92 23H93V29L95 30V31H97L96 33H95V31H94V33L96 34V37L94 36V38L92 39V41L91 42H94L93 44H95V43H97V44H95V45H93V47H92V45L88 42H84V41H82V42H84V43H82V42H78V41H76V40H73V36L72 35H69L68 36V34H70V32L68 33L67 31H68V29L67 28H69L70 27V21H69V19L71 20V18L72 17H74V13H75V11H74V13L73 12H71V11H73L74 9H72V7L73 8H75V6H76V8H75V10H79L80 11V9L82 10V9H86L87 7H88ZM101 4V5H100ZM140 4V5H139ZM149 4V5H148ZM155 4V6H153ZM160 4V5H159ZM181 4H182V6H183V8H182V6H181ZM185 4V3H184ZM193 5V4H195V6L193 5V6H191V5ZM225 4H227V5H229V6H226ZM234 4H235V6H234ZM240 4H242L241 5V7H240ZM244 4V5H243ZM250 4H252V5H250ZM15 5V6H14ZM30 7H29V6ZM33 5H34V7H33ZM41 5L43 6L42 8H41ZM45 5V6H44ZM65 5V6H64ZM66 5L67 6H69L68 8H70V9H72V10H70V11H68L67 10V7H66ZM86 5V6H85ZM132 5V6H131ZM159 7H158V6ZM170 5H171V7H170ZM174 7H173V6ZM176 5V6H175ZM188 5H189V10H187L188 9ZM233 5V6H232ZM246 5V6H245ZM23 6V7H22ZM25 6V7H24ZM27 6V7H26ZM72 6V7H71ZM80 6V7H79ZM101 6V7H100ZM115 6V7H114ZM125 7L126 8V10L128 11V8L129 7H132L131 9L129 8V13H131V17L129 16V13L125 10V8H123V7ZM138 6V7H137ZM144 6V7H143ZM157 6V7H156ZM167 6V7H166ZM218 6H219V8H223V7H225L224 9H218ZM221 6V7H220ZM245 6V7H244ZM249 6V7H248ZM256 6V7H255ZM36 7V8H35ZM47 7V8H46ZM56 9H55V8ZM82 7V8H81ZM120 7H121V10H120ZM170 7V8H169ZM179 7L181 8V9H179ZM187 7V8H186ZM209 7H214V10L212 9H209ZM218 9H216V8ZM226 7H228V8H226ZM232 8V9H230V8ZM235 7V8H234ZM251 7H252V9H253V11H251L252 9H251ZM3 8V9H2ZM14 8V9H13ZM53 8V9H52ZM63 8V9H64ZM78 8V9H77ZM80 8V9H79ZM137 8V9H136ZM140 8V9H139ZM151 8V9H150ZM154 8V9H153ZM164 8V9H163ZM198 8H199V10H198ZM203 8V9H202ZM237 8H239L238 10H237ZM22 9V10H21ZM40 9H41V12H40ZM45 11H44V10ZM47 9H49V10H51V11H49V10H47ZM64 11L65 12V14L64 13H62L61 11ZM112 9V10H111ZM115 9V10H114ZM119 9V10H118ZM123 9V10H122ZM147 10V14H146V10ZM157 11H156V10ZM185 9H186V11H185ZM191 9H193V11L191 10ZM196 9H197V11H196ZM207 9H208V13H207ZM216 9V10H215ZM229 9V10H228ZM244 9H246V10H244ZM250 9V10H249ZM258 9L260 10V11H258ZM10 10V11H9ZM12 10V11H11ZM20 10V11H19ZM31 10H32V12H31ZM37 10V11H36ZM132 10V11H131ZM171 10V11H170ZM173 10V11H172ZM178 10V11H177ZM211 10V11H210ZM6 11V12H5ZM31 13H30V12ZM60 13H59V12ZM97 11H99V12H97ZM121 11H123V12H121ZM131 11V12H130ZM156 11V12H155ZM175 11H177V12H175ZM180 11V12H179ZM189 11L191 12V13H193L194 15H196L197 13L199 14H201L202 13V15H199V17H201L200 19H199V17H198V19L197 20H194V19H196V16H194L193 14L191 15V14H189V15H186V13H189ZM194 11H196L197 13H194ZM256 11V12H255ZM22 12V13H21ZM66 12L68 13H72V15H70L69 13L67 14V16H66ZM96 12L98 13V16H97V14H96ZM133 12H135V14L133 13ZM173 12V13H172ZM182 12V13H181ZM186 12V13H185ZM246 12H248V13H246ZM254 12V13H253ZM3 13V14H2ZM7 13V14H6ZM10 13V15H8ZM17 13V14H16ZM33 13V14H32ZM42 13V14H41ZM48 13V14H47ZM56 13H58V14H56ZM117 13V14H116ZM123 13V14H122ZM124 13H128L127 14V16H126V14L124 15ZM140 13V14H139ZM143 13V14H142ZM206 14L205 16H204V14ZM243 13V14H242ZM40 14V15H39ZM56 14V15H55ZM59 14H60V16H59ZM63 14H64V16H63ZM74 14V15H73ZM94 14V15H93ZM102 14V15H101ZM134 16H133V15ZM137 14H138V16H141V17H137ZM150 14V15H149ZM154 14V15H153ZM157 14V15H156ZM260 14H262V15H260ZM3 15V16H2ZM27 15V16H26ZM29 15V16H28ZM32 15H34V16H32ZM50 15V16H49ZM71 17H70V16ZM91 15V14H90ZM111 15V16H110ZM116 15H120L119 16V18H118V16L116 17ZM122 15H123V17H122ZM135 15H136V17H135ZM143 15V16H142ZM147 15V16H146ZM159 15H161V17L159 16ZM167 15V16H166ZM179 15V16H178ZM10 16V17H9ZM31 16V17H30ZM56 16V17H55ZM66 16V17H65ZM150 16V17H149ZM181 16V17H180ZM192 16H194L193 18V21H192ZM211 15H209V17H210ZM255 16H257V17H255ZM262 16V17H261ZM8 17V18H7ZM12 17V18H11ZM15 17H16V19H15ZM20 17V18H19ZM23 17V18H22ZM28 17V18H27ZM45 17V18H44ZM55 17V19H53ZM59 17V18H58ZM64 17V18H63ZM70 17V18H69ZM122 17V18H121ZM125 17H126V19H125ZM128 17V18H127ZM153 17H155V19L153 18ZM159 17V18H158ZM163 17H166V18H163ZM177 17H178V19H177ZM204 17V18H203ZM259 17V18H258ZM10 18V19H9ZM18 18V19H17ZM26 18V19H25ZM32 18H34V19H32ZM38 18V19H37ZM47 18V19H46ZM67 18V19H66ZM98 18V19H97ZM115 18V19H114ZM118 18V19H117ZM132 20H131V19ZM134 18V19H133ZM136 18V19H135ZM144 18H145V20H144ZM147 18V19H146ZM179 18H180V20H179ZM188 18V19H187ZM255 18H256V20H255ZM8 19V20H7ZM20 19V20H19ZM31 19V20H30ZM44 21H42V20ZM50 19V20H49ZM58 19H59V22H57L58 21ZM63 19V20H62ZM67 20L66 22H64L65 20ZM75 19V17L74 18H72V20H74ZM94 19L96 20L95 22H94ZM122 19V20H121ZM165 19V20H164ZM190 19V20H189ZM248 19V18H247ZM253 19V20H252ZM4 20V21H3ZM23 20H25V22L23 21ZM28 20V21H27ZM36 21V23L34 22L33 23V21ZM45 20H47V21H45ZM125 20V21H124ZM141 20H142V22H141ZM155 20V21H154ZM158 20V21H157ZM162 21L160 24L158 23V22H160V21ZM167 20V21H166ZM187 20V21H186ZM205 20H204V22H205ZM208 20V19H207ZM5 21H7V22H5ZM23 21V22H22ZM103 21V22H102ZM119 21H120V23H119ZM122 21H123V23H122ZM132 21V22H131ZM137 21V22H136ZM166 21V22H165ZM170 21H172V22H170ZM192 21V22H191ZM257 21H259V22H257ZM262 21V22H261ZM10 22V23H9ZM14 22V23H13ZM16 22V23H15ZM18 22H19V24H18ZM29 24H28V23ZM32 22V24L30 25V23ZM48 22H50V25H48L49 23ZM56 22V23H55ZM62 22V23H61ZM68 22H70V23H68ZM110 22V23H109ZM115 22V23H114ZM116 22H118V24L120 25H118ZM140 22V23H139ZM154 22H156V23H154ZM6 25H5V24ZM21 23V24H20ZM43 23V24H42ZM48 23V24H47ZM53 23V24H52ZM60 23V24H59ZM64 23H66V24H64ZM96 23V24H95ZM122 23V24H121ZM134 23V24H133ZM138 24V25H144V26H140L139 27V31H138V33L141 35V34H143L142 36L143 37H140V35H138L137 34V31H136V26L138 27V25H136V24ZM155 24V26H154V24ZM167 23V24H166ZM180 23V24H179ZM181 23H182V27H181ZM183 23H185V24H183ZM200 23H202L203 24V21H201ZM254 23V24H255ZM259 23H263V24H259ZM10 24V25H9ZM18 24V25H17ZM23 24H25V26L23 25ZM34 24H36V25H34ZM52 24V25H51ZM55 24V25H54ZM61 24H63L62 26L65 28L66 26V28L64 29L62 26L60 27V25ZM68 24H69V26H68ZM95 24V25H94ZM115 24V25H114ZM117 24V25H116ZM124 24L126 25V26H124ZM128 24H130V25H128ZM135 26H133V25ZM177 24H178V28H177ZM8 25V26H7ZM15 26V27H13V26ZM21 25V26H20ZM28 25H30V28H31V26L33 25V26H35V29H36V33H35V30L33 31L32 29H34V27H32V29H28ZM39 25V26H38ZM41 25V26H40ZM54 25V26H53ZM97 25V26H96ZM145 25H146V27H145ZM150 25V26H149ZM170 25V26H169ZM176 25V26H175ZM180 25V26H179ZM191 25H192V27H194V25H195V29H196V26H198V27H200L199 29L197 28L196 30H198L196 33H195V38H193L194 37V33L191 31L190 32V35L189 34H187L189 31H190V27H191ZM256 25V24H255ZM28 26V27H27ZM56 26V27H55ZM122 26V27H121ZM124 26V27H123ZM163 26V27H162ZM183 26H185V27H187L188 28V26H189V30H187L186 28H184ZM6 27H7V29H6ZM14 29H13V28ZM22 27V28H21ZM39 28V30H38V28ZM54 27V28H53ZM62 28V30L61 29H59V28ZM103 27V28H102ZM114 27V28H113ZM117 27V28H116ZM121 29H120V28ZM144 27V28H143ZM148 27V28H147ZM171 27V28H170ZM180 27V28H179ZM191 27V28H192ZM252 27H253V25H252ZM4 28V29H3ZM18 28V29H17ZM20 28V29H19ZM49 28H50V30H49ZM55 28H57V29H55ZM96 28V29H95ZM101 28V29H100ZM140 28H141V30H140ZM157 28H159V29H157ZM164 28H166V29H164ZM184 28V29H183ZM262 28H263V31H262ZM26 29V30H25ZM27 29H28V31H27ZM45 29H47V30H45ZM52 29V30H51ZM98 29V30H97ZM155 29H157V31H155ZM179 30L178 32L177 31H173V30ZM194 29V28H193ZM21 30V31H20ZM22 30H24V31H22ZM40 30H41V32L43 33V35H42V33L39 35V32H40ZM47 31L48 32V30H49V32L47 33V32H45V31ZM61 30V31H60ZM103 32H101V31ZM106 30V31H105ZM109 30V31H108ZM116 30V31H115ZM135 30V31H134ZM145 30H147V31H145ZM149 30V31H148ZM164 30H166V31H164ZM171 30H172V32H171ZM186 30V34H185V31ZM192 30V29H191ZM3 31H6V32H3ZM13 31V32H12ZM15 31V32H14ZM19 31V32H18ZM30 31V34H28V32ZM130 31V32H129ZM132 31L134 32V34L132 33ZM188 31V32H187ZM194 31V30H193ZM9 32V33H8ZM25 32V33H24ZM53 32V33H52ZM65 32V34H63ZM67 32V33H66ZM99 32V33H98ZM105 32H106V34H105ZM110 32V33H109ZM117 32H119V33H117ZM126 32V33H125ZM141 32V33H140ZM154 32V33H153ZM156 32V33H155ZM159 32V33H158ZM161 32V33H160ZM173 32H175V33H173ZM183 32V33H182ZM195 32V31H194ZM210 32H213V30H210ZM4 33V34H3ZM50 33V34H49ZM52 33V34H51ZM117 33V34H116ZM147 35H146V34ZM152 33V34H151ZM172 33V34H171ZM178 33H180V34H178ZM192 33V34H191ZM215 32H213L212 34H214ZM6 34V35H5ZM10 36H9V35ZM15 34V35H14ZM18 34V35H17ZM22 34V35H21ZM27 34V35H26ZM36 34V35H35ZM108 34H109V36H108ZM120 34V35H119ZM123 34V35H122ZM125 34V35H124ZM165 36H164V35ZM169 34V35H168ZM178 34V35H177ZM182 34H184V36L182 35ZM230 34V33H229ZM14 35V36H13ZM26 35V36H25ZM29 35V36H28ZM35 35V36H34ZM45 35V36H44ZM50 35V36H49ZM52 35H54V36H52ZM55 35H56V37H55ZM60 35H61V37H62V40H60L61 38H59L60 37ZM65 35V36H64ZM138 35V36H137ZM145 35V36H144ZM150 35V36H149ZM153 35V36H152ZM157 35V36H156ZM159 35V36H158ZM161 35V36H160ZM171 35L174 37H171ZM189 37V36H191L193 39H191V37H189L190 39H186V37L187 36ZM260 35V36H261ZM262 35V37L264 38V36ZM17 36V37H16ZM23 36V37H22ZM43 36H44V38H43ZM67 36V37H66ZM114 37L113 39H112V37ZM117 36H118V38H117ZM134 36V37H133ZM10 37V38H9ZM12 37H13V39H12ZM16 37V38H15ZM26 39H25V38ZM29 37V38H28ZM32 37H36L35 39L34 38H32ZM42 37V38H41ZM133 37V38H132ZM145 37V38H144ZM146 37H148V38H150V39H148V38H146ZM165 37V38H164ZM169 37V38H168ZM181 37V38H180ZM2 38V39H1ZM6 38H8V39H6ZM19 38V39H18ZM39 38V39H38ZM46 38V39H45ZM67 38V39H66ZM72 38V39H71ZM122 38H123V40H122ZM131 38V39H130ZM139 38H141V40H139ZM143 38V39H142ZM154 38V39H153ZM156 38H157V40H156ZM179 38V39H178ZM185 38V39H184ZM13 40V43H12V40ZM15 39H16V41H15ZM20 39H22L21 41H20ZM35 41H34V40ZM37 39V40H36ZM43 39V40H42ZM94 39H96V40H94ZM118 39V40H117ZM134 39H136L137 40V42H138V40H139V42L138 43H140V41H142L143 40V42L145 43V40H148V42L146 41V44H144L143 42V44L141 45V43L140 44H137V42H136V45L137 46H139V45H141V46H139V47H137L136 48V50H135V48H134V45H132L133 43L135 44V41H134ZM156 42H154L153 40ZM167 39H168V41H167ZM171 39V40H170ZM175 40V41H173V42H171L172 40ZM184 39V40H183ZM44 40H45V42H44ZM47 40V41H46ZM64 40V41H63ZM67 40H68V43H67ZM130 40V41H129ZM153 42H152V41ZM160 40V41H159ZM163 40V41H162ZM185 40H187L186 42H183V41H185ZM5 41H9L8 43L7 42H5ZM50 41V42H49ZM114 41V42H113ZM121 41V42H120ZM124 41V42H123ZM126 41V42H125ZM129 41V42H128ZM151 41V42H150ZM166 41V42H165ZM170 41V42H169ZM189 41V43H192V42H190ZM193 41V42H194ZM4 42V43H3ZM24 42V43H23ZM38 42V43H37ZM40 42V43H39ZM48 42V43H47ZM55 42V43H54ZM59 42V43H58ZM64 42V43H63ZM76 42V43H75ZM163 42H164V44H166V46H169V47H167V49H166V46L163 44ZM167 42H168V44H167ZM180 44H179V43ZM28 43H29V45H28ZM30 43H32V44H30ZM44 43V44H43ZM51 43V44H50ZM77 43H78V45H77ZM87 43V44H86ZM120 43V44H119ZM126 43V44H125ZM129 43V44H128ZM150 45H149V44ZM155 43V44H154ZM184 43H186L187 44V46H185L186 44H184ZM7 44V45H6ZM10 44V45H9ZM11 44H13V46L11 45ZM25 44H26V46H25ZM35 44V45H34ZM38 44V45H37ZM54 44H55V46L57 47H55L54 46ZM58 44H59V46H58ZM63 44H65V46L63 45ZM72 44H73V47H72ZM81 44V45H80ZM124 44V45H123ZM129 46H128V45ZM158 44V46H159V48H158V46L156 47V45ZM181 44H184V45H181ZM6 45V46H5ZM8 45H9V47H8ZM20 45V46H19ZM24 45V46H23ZM43 45H44V48H43ZM48 45H50L49 47H48ZM62 47H61V46ZM116 45V46H115ZM145 45V46H144ZM149 45V46H148ZM164 47H163V46ZM172 47H171V46ZM176 45V46H175ZM208 45V46H207ZM19 46V47H18ZM35 48H34V47ZM37 46V47H36ZM39 46H42V47H39ZM52 46H54V48L52 47ZM78 46V47H77ZM80 46H81V48H80ZM90 46V47H89ZM96 46H98V47H96ZM131 46H133V47H131ZM148 46V47H147ZM182 46V47H181ZM186 48H185V47ZM204 46V47H203ZM206 46V47H205ZM227 46V45H226ZM33 47V48H32ZM94 47H96V48H94ZM123 47V48H122ZM124 47H126V48H124ZM128 47V48H127ZM131 47V48H130ZM136 47V46H135ZM149 48V49H146L145 51L143 50V49H145V48ZM157 49H156V48ZM162 47V48H161ZM174 47L176 48V49H174ZM180 47V48H179ZM3 48V49H2ZM24 48V49H23ZM26 48H28V49H26ZM38 48H40V49H38ZM42 48V49H41ZM47 48H49V49H47ZM52 48V49H51ZM67 48V49H66ZM73 48V49H72ZM75 48V49H74ZM76 48H77V51H74V50H76ZM86 48V49H85ZM99 48V49H98ZM140 48V49H139ZM151 48H153V51H152V49ZM170 48V49H169ZM187 48H188V52H187ZM191 50H190V49ZM196 49V51H195V49ZM203 48H204V50H203ZM209 50H208V49ZM5 49H7V50H5ZM18 49V50H17ZM30 49V50H29ZM36 49H38V50H36ZM45 49H47V50H45ZM51 49V50H50ZM82 49V50H81ZM96 49V50H95ZM125 51H124V50ZM129 49V50H128ZM159 49V50H158ZM164 51H163V50ZM172 49V50H171ZM174 49V50H173ZM185 49V50H184ZM207 49V50H206ZM228 49V46H227V48H226V50ZM2 50H4V51H2ZM12 50V51H11ZM15 50V51H14ZM20 50V51H19ZM53 50V51H52ZM54 50H55V53H54ZM65 50V51H64ZM89 50V51H88ZM95 50V51H94ZM139 52H138V51ZM176 50V51H175ZM198 50V51H197ZM9 51H10V53H9ZM24 53H23V52ZM56 51H58V53L60 54H58V53H56ZM64 51V52H63ZM68 51V52H67ZM71 51H73V52H71ZM82 51V52H81ZM103 51V52H102ZM128 51V52H127ZM158 51V52H157ZM159 51H161V52H159ZM168 51V52H167ZM184 51V52H183ZM193 51H195V52H193ZM206 51V52H205ZM227 51H229V50H227ZM20 52V53H19ZM25 52H27L26 54H25ZM43 52V53H42ZM77 52V53H76ZM99 52H100V54H99ZM135 54H134V53ZM156 52V53H155ZM192 52V53H191ZM208 52V53H207ZM212 54H211V53ZM230 52H233V51H231L230 50ZM9 53V54H8ZM62 53V54H61ZM72 53H74V55L72 54ZM79 53V54H78ZM88 53L90 54V55H88ZM93 53H94V55H93ZM96 53H98V54H96ZM148 53L149 54H151V55H153V56H150V55H148ZM153 53V54H152ZM173 53H174V55H173ZM180 53V54H179ZM187 53V54H186ZM195 55H194V54ZM225 53H228V52H226L225 51ZM2 54H0V55H2ZM8 54V55H7ZM37 54V55H36ZM58 54V55H57ZM64 54V55H63ZM69 54H71V55H69ZM81 54V55H80ZM141 54V55H140ZM143 54V55H142ZM160 54V55H159ZM163 54V56H161ZM165 54V55H164ZM169 54H170V56H169ZM176 54V55H175ZM206 54H208V55H206ZM229 54L230 53H228V56H226V54H225V57H227V59L229 60L230 58H229ZM234 54L235 55H238L239 53H235L234 52ZM233 54V55H234ZM34 55V56H33ZM45 55H47V57L48 58H46V56ZM52 55V56H51ZM57 57H56V56ZM77 55V56H76ZM188 55H189V58H188ZM191 55H193V56H191ZM205 55V56H204ZM232 55V54H231ZM230 55V56H231ZM18 56V57H19ZM45 56V57H44ZM60 56H63V57H67V58H65V59H63V57H60ZM72 56V59L70 58V57ZM76 56V57H75ZM85 56V57H84ZM95 56V57H94ZM99 56H100V58H99ZM141 56V57H140ZM146 56V57H145ZM156 56H158V57H156ZM168 56V57H167ZM178 58H177V57ZM199 58H198V57ZM17 57V58H18ZM21 57V56H20ZM34 57H36V58H34ZM58 57H60V58H58ZM74 57H75V60H77V62L78 63H80V65H78V63L76 62V61H72V60H74ZM83 57V58H82ZM89 57V58H88ZM91 57H93V58H91ZM141 59H140V58ZM144 57V58H143ZM150 57V58H149ZM153 57V58H152ZM155 57V58H154ZM162 57V58H161ZM166 57V58H165ZM173 57V58H172ZM193 57V58H192ZM210 57V58H209ZM218 57V56H217ZM224 57V56H223ZM224 57V58H225ZM8 59H11V58H9V56L7 57ZM14 58H16V56H14ZM42 58H44V59H42ZM50 58V59H49ZM71 60H70V59ZM77 58V59H76ZM100 60H99V59ZM136 58V59H135ZM138 58L140 59L139 61H138V63H137V60H138ZM160 60H159V59ZM181 58H182V60H183V62H182V60H181ZM206 58V59H205ZM222 58V57H221ZM30 59V60H31ZM39 59V58H38ZM42 59V60H41ZM45 59H47V60H45ZM60 59V60H59ZM63 59V60H62ZM84 59V60H83ZM93 59V60H92ZM95 59H96V61H95ZM103 59V60H102ZM122 59V60H121ZM145 59H146V61H145ZM153 59V60H152ZM164 59V60H163ZM166 59H168L167 60V62H166ZM170 59V60H169ZM173 61H172V60ZM179 59V60H178ZM193 59V60H192ZM194 59H196V63L198 64V66L200 65V67H198V68H196V66L194 67L193 66V68H192V65L193 64H195L196 65V63H195V61H194ZM204 59V60H203ZM58 60L60 61V62H58ZM68 60V61H67ZM104 61V62H102V61ZM135 60V61H134ZM148 60V61H147ZM149 60H150V62H149ZM152 60V61H151ZM154 60H156L157 61V63H156V65H155V62H154ZM158 60L161 62H159L160 64H161V66H160V64H158ZM163 60V61H162ZM181 60V61H180ZM187 60V61H186ZM199 60V61H198ZM219 60H220V57H219ZM222 60H223V58H222ZM222 60H220V61H222ZM224 60H226V58L224 59ZM228 60L226 61V62H228ZM6 61H7V59H6ZM65 61H67L68 62V66H67V62H65ZM83 61H85V62H83ZM175 61V62H174ZM186 61V62H185ZM200 61H202V62H200ZM207 61V62H206ZM8 62H9V60H8ZM56 62V63H55ZM61 62H63V63H61ZM91 62V63H90ZM101 63V68L99 67V66H97V65H95L94 63ZM106 62V63H105ZM133 62H134V66H133ZM168 62H170V63H172L171 65L168 63ZM176 62H181L182 64L180 65H178V63H177V65H176ZM205 62V63H204ZM229 62H231L230 60H229ZM228 62V63H229ZM60 63V64H59ZM74 63V64H73ZM77 63V64H76ZM84 63V64H83ZM140 63V64H139ZM143 63V64H142ZM163 63H165L164 65H162ZM174 63V64H173ZM184 63L186 64L185 66H184ZM188 63H191L190 65H191V67H190V65H188ZM193 63V64H192ZM212 63V62H211ZM222 63L224 64L223 66H227L228 65V63H226V65H225V61H222ZM60 66H59V65ZM61 64H63V66L61 65ZM70 64H72V65H70ZM92 66H91V65ZM94 64V65H93ZM146 64V65H145ZM149 64V65H148ZM159 65V67H158V65ZM65 65V66H64ZM70 65V66H69ZM74 65V66H73ZM84 65V66H83ZM103 65V66H102ZM112 65V66H111ZM142 67H141V66ZM156 66V69H155V67L154 66ZM176 65V66H175ZM187 65H188V67H187ZM209 65V66H208ZM62 66V67H61ZM93 66H94V68H93ZM98 67V69H96L97 67ZM105 66H106V68H108V69H106L105 68ZM165 66V67H164ZM182 66L185 68H182ZM205 66V67H204ZM207 66V67H206ZM214 65H212V67H213ZM60 67V68H59ZM70 67V68H69ZM104 67V68H103ZM168 67V68H167ZM171 67V68H170ZM179 67V68H178ZM208 67H209V70H207L208 69ZM211 67V68H212ZM215 67V66H214ZM229 67V66H228ZM21 68V67H20ZM19 68V69H20ZM89 68H87V69H89ZM140 68V69H139ZM145 68V69H144ZM162 68H163V71H162ZM66 69V68H65ZM65 69H63L62 68V70H64L65 71ZM67 69V70H68ZM83 69V70H84ZM86 69V70H87ZM103 69H106V70H103ZM117 69V70H116ZM133 69V70H132ZM148 69H149V71H148ZM151 69V70H150ZM155 69V70H154ZM176 69V70H175ZM179 69V70H178ZM184 69V70H183ZM188 69H190V70H188ZM226 69H228L227 67H226ZM225 69V70H226ZM82 70V71H83ZM86 70H84L85 71V73H87L88 71H90V70H88V71H86ZM110 70V71H109ZM112 70V71H111ZM115 70V71H114ZM165 70V71H164ZM172 70V71H171ZM178 70V71H177ZM187 70H188V72H187ZM200 70L201 71H203V72H206V71H208V72H206V73H203V75H202V73L200 72ZM231 67H230V72H231ZM92 71V72H93ZM145 71V72H144ZM147 71V72H146ZM159 71H162V72H159ZM189 71H192V72H189ZM229 71V70H228ZM243 71V70H242ZM241 71V72H242ZM91 72V74H93ZM113 72H114V74H113ZM149 72V73H148ZM170 72V73H169ZM195 72H197V74L195 73ZM211 72L213 73L212 75H211ZM232 72H235V73H237V71H232ZM117 73V74H116ZM172 73V74H171ZM177 73V74H176ZM181 73H182V75H181ZM187 73V74H186ZM201 73V74H200ZM90 72H88V74H87V77L89 78L90 77ZM134 74H135V76H134ZM138 74H139V76H138ZM144 74V75H143ZM176 76H175V75ZM196 74V75H195ZM205 74H210L212 77L211 78H209V76H207V75H205ZM99 75V74H98ZM102 75V73L100 74V76ZM188 75V76H187ZM193 77H192V76ZM198 75V76H197ZM205 75V76H204ZM216 75V74H215ZM92 76V75H91ZM172 76V77H171ZM180 76V77H179ZM186 76H187V78H186ZM200 76L201 77H203L204 76V78H202V80H201V78H200ZM207 76V77H206ZM177 77V78H176ZM179 77V78H178ZM191 77V78H190ZM200 79H199V78ZM157 79V80H156ZM184 79V80H183ZM189 79H191V80H189ZM204 79H205V81H204ZM108 80V81H109ZM115 80V81H114ZM107 81V82H108ZM126 81H127V83H126ZM173 81V82H172ZM184 81V82H183ZM186 81V82H185ZM202 83H200V82ZM242 81H244V80H240V81H237L236 83H234V84H236L237 86L239 85V84H237V83H239V82H242ZM129 82V83H128ZM190 82V83H189ZM207 82V83H206ZM112 83V84H111ZM122 83V84H121ZM206 83V84H205ZM243 83V82H242ZM242 83H240V84H242ZM244 83H246V81L244 82ZM249 83V82H248ZM244 84V85H246V89H247V87L249 86V84H251V83H249V84ZM143 84V85H142ZM195 84V85H194ZM204 84V85H203ZM182 85V86H181ZM192 85L194 86V87H192ZM208 85V86H207ZM244 85H240V86H238V87H240L239 89H241V88H245V86ZM252 85V84H251ZM111 86V87H110ZM118 86V87H117ZM126 86H128V87H126ZM199 86H200V88H199ZM205 88H204V87ZM206 86L207 87H209V88H206ZM237 86H235V88H237ZM242 86V87H241ZM105 87V88H106ZM123 87H125L126 89H127V91H126V89L124 88V91H122L123 89ZM130 87V88H129ZM229 87V86H228ZM114 88V89H113ZM121 88V89H120ZM129 88V89H128ZM195 90H194V89ZM203 88V89H202ZM243 88V89H244ZM111 89V91H109ZM136 89V90H135ZM206 89V90H205ZM213 89V90H212ZM238 89V88H237ZM242 89V90H243ZM133 90V91H132ZM202 91V93L203 94H201V92L200 91ZM209 90V91H208ZM245 90V89H244ZM35 91V90H34ZM126 91V92H125ZM194 91V92H193ZM198 91V92H197ZM204 91H206V92H204ZM216 91V92H215ZM240 91V90H239ZM112 92V93H111ZM121 92V93H120ZM131 92V93H130ZM160 92V93H159ZM208 92V95L206 94H204V93H207ZM212 92H214V93H212ZM23 93V92H22ZM21 93V94H22ZM24 93H26V91L24 90ZM23 93V94H24ZM35 93V95H36V97L38 96V94L39 93H37L36 94V92H34ZM122 93H124V94H122ZM126 93V94H125ZM209 93H211L210 95H209ZM27 94V93H26ZM26 94H24V95H26ZM119 94V95H118ZM136 94V95H135ZM198 96H197V95ZM215 95L216 94V96L214 97L213 95ZM32 95H33V92H32ZM112 95V96H111ZM118 95V96H117ZM162 95V96H161ZM208 96L209 98H207V97H205V96ZM120 96V97H119ZM126 96V97H125ZM138 96V97H137ZM211 96V97H210ZM36 97H34V98H36ZM39 97H41L40 95H39ZM68 97H70V96H68ZM111 97V98H110ZM123 97H124V99H123ZM202 97H203V99H202ZM212 97H214V98H212ZM218 98V100H217V98ZM59 98V99H58ZM58 98H53V99H55V100H51V102L53 101V102H55V106H53V107H55L56 109H58L59 107H67L68 105H69V103H71L69 106H75V105H73L75 102L72 100V98H69L70 100H67V98L66 99H62L61 100V98L60 97H58ZM137 98H139V99H137ZM210 98H212V99H210ZM38 99V98H37ZM37 99L35 100V101H37ZM52 99V98H51ZM130 99V100H129ZM168 100V102H167V100ZM176 99V100H175ZM206 99V100H205ZM208 99V100H207ZM210 99V100H209ZM49 101H50V99H48ZM59 100H61V101H59ZM108 100V101H107ZM162 100V101H161ZM39 101V102H38ZM37 102L40 104H42V102L40 101V100H38ZM65 103H64V102ZM126 101V102H125ZM129 101V102H128ZM143 101V102H142ZM149 101V102H148ZM156 101V102H155ZM165 102V104H164V102ZM204 101V102H203ZM207 101V102H206ZM214 101H217V102H214ZM67 102H68V104H67ZM72 102H74V103H72ZM124 102V103H123ZM132 102V103H131ZM170 102V103H169ZM213 104L214 103V105H213V107L211 106V105H208V104ZM16 103V100L14 101V105H15V109H14V111H18L19 110V108L21 107V105H19V107L18 106H16V105H18L17 103ZM37 103V104H38ZM134 103V104H133ZM137 103V104H136ZM140 103V104H139ZM142 103V104H141ZM146 103V104H145ZM173 103V104H172ZM206 103H208V104H206ZM30 104H33V105H27V107H29V106H31V107H29L28 108V111H29V109H30V111H29V114H31L32 116H33V113H35L34 114V117L33 118H37V116L36 115H39L38 116V118L40 117V115H41V113H42V111H40V110H43L44 111V109H42L40 106H42L43 108H44V106L43 105H37L36 103V105H37V107H36V105H34V103L32 102V103H30ZM52 105L53 103H48V106L49 105ZM60 104H62V105H60ZM63 104H65V105H63ZM67 104V105H66ZM125 106H123V105ZM128 104V105H127ZM179 104V105H178ZM181 104V105H180ZM205 104V105H204ZM58 105H59V107H58ZM139 105V106H138ZM145 105V106H144ZM149 107H148V106ZM183 105H184V107H183ZM200 105H202V106H200ZM206 105H208V106H206ZM35 106L36 108H40V110H38V111H40V112H38L37 110L36 111H33V110H35L36 108H33V107ZM39 106V107H38ZM47 106V107H48ZM68 106V107H69ZM117 106V107H116ZM123 106V107H122ZM142 106V107H141ZM144 106V107H143ZM171 106H173V107H171ZM210 106V107H209ZM58 107V108H57ZM111 107H113V108H111ZM115 107V108H114ZM121 107L122 108H124V109H121ZM126 107H128V108H126ZM180 107V108H179ZM202 107H204V108H202ZM22 109L24 108H26V106L25 107H21ZM20 108V113L22 112V113H26L25 112V110L27 109H23L24 110V112H23V110ZM50 108H52V107H49V109ZM106 108V109H105ZM119 108V109H118ZM138 108V109H137ZM144 108V109H143ZM177 109V110H175V109ZM199 108V109H198ZM207 108V109H206ZM49 109H48V111H49ZM116 109V110H115ZM128 111V113H127V111ZM184 109V110H183ZM188 109V110H187ZM198 109V110H197ZM204 109V110H203ZM50 110H52V109H50ZM53 110H55L54 108H53ZM125 111V113H123L124 111ZM138 110V111H137ZM147 110H145V112L144 113H148V111L150 112V110L151 109H149L148 111ZM179 110H180V112H179ZM211 110V111H210ZM215 110V111H214ZM110 111V112H109ZM123 111V112H122ZM143 111V112H142ZM19 112V111H18ZM36 112H38V114L36 113ZM55 112H57V111H55ZM54 112V113H55ZM118 112V113H117ZM174 114H173V113ZM176 112V113H175ZM186 112H187V114H186ZM207 112V113H206ZM20 113L18 114V117L20 118V116H21V118H22V120H23V118H24V116H22V115H24V114H22V115H20ZM28 113V112H27ZM51 113H53V111H51ZM69 113V112H68ZM121 113V114H120ZM126 113L128 114V115H126ZM129 113H131V114H129ZM201 113V114H200ZM213 113H215V114H213ZM122 114H124V115H122ZM149 114V113H148ZM172 114H173V116H175V117H173L172 116ZM191 114V115H190ZM195 114V115H194ZM50 115V114H49ZM54 115V114H53ZM53 115H51V116H53ZM56 115V114H55ZM126 115V117H128V118H124V116ZM147 115V114H146ZM145 115V116H146ZM215 115V116H214ZM27 116H30V115H27ZM97 116V117H98ZM115 116V117H114ZM172 116V117H171ZM193 116V117H192ZM197 116L200 118L201 116V118L200 119H198L197 118ZM237 116V117H236ZM251 116H252V118H251ZM17 117V116H16ZM14 118V122H13V120H12V122H13V126L11 125L12 124V122H9L8 124L9 125H11L12 127L11 128H13V127H17V124L16 123H18L20 126H18V127H20V128H22L21 127V125H27V124H25V123H28L29 124V120H30V118L29 117H26L27 119L26 120H24V122L21 120V118H20V120H16V119H19L18 117L17 118ZM31 117V116H30ZM249 117V118H248ZM255 117H256V120H255ZM33 118H32V120H33ZM37 118V119H38ZM53 118V117H52ZM107 118V119H106ZM112 118H113V121H112ZM120 118V119H121ZM171 118H172V120H171ZM184 119V121L186 122V126H189L188 128H186V130L188 129V131H187V133L189 132V136L187 135V137L185 138V137H183L184 135H185V133H184V135L183 134H181V135H178V136H176L177 135V133L178 132H180L179 131V129L178 128H180V126H181V124H182V122H181V124H179V126L176 124L178 121L180 122L181 120L180 119ZM197 118V119H196ZM217 118V119H216ZM237 120H236V119ZM242 118V119H241ZM259 118H260V120H259ZM25 119V118H24ZM29 119V120H28ZM99 119V120H98ZM101 119V120H100ZM110 119H111V121H112V123H110L111 121H110ZM120 119H119V121H120ZM175 119H177L178 121H173V120H175ZM182 119V120H183ZM186 119V120H185ZM230 119V121H229V123H228V120ZM248 119L250 120L249 122H251V123H249L248 122ZM258 119V120H257ZM32 120H30V121H32ZM53 121H54V118L52 119ZM123 120V121H124ZM195 120V121H194ZM201 120V121H200ZM217 120V121H216ZM227 122H226V121ZM17 121H19V122H17ZM23 123H22V122ZM25 121H27V122H25ZM48 122V123H50V125L47 127V125H44V124H42L43 125V127L45 126V128H43L42 127V131L41 132H47V130L48 129H51V127H53L51 130L52 131H50V132H56L57 130H56V125L54 124L55 122ZM98 121H99V123H98ZM238 121V122H237ZM8 122V121H7ZM6 122V123H7ZM33 122L35 123L36 122V119L35 120H33ZM32 122V123H33ZM45 122H47V121H45ZM116 123H117V121H115ZM158 122V123H159ZM188 122V123H187ZM214 122H216V123H214ZM219 122H220V124H222L223 125V127H225L224 125H226V128L227 129H229V130H231L230 132V138H232V139H229V140H227V139H224L223 140V138L221 137L220 139L218 138V137H220L219 135H218V133L215 131L214 132V130H215V128L216 127H218L219 126ZM226 122V123H225ZM245 122V123H244ZM253 122V123H252ZM262 122V123H261ZM11 123V124H10ZM14 123H15V125H14ZM31 123V124H32ZM33 123V124H34ZM119 123V122H118ZM170 123H172V124H170ZM175 123V124H174ZM215 124V126H214V124ZM228 123V124H227ZM243 123V124H242ZM32 124V125H33ZM53 124V125H52ZM98 124H100V125H98ZM165 125V126H163V125ZM31 125V126H32ZM36 125V123L33 125V126H35ZM41 125V126H42ZM99 127H98V126ZM159 125V126H158ZM174 125V126H173ZM204 125V126H203ZM209 125H211V126H209ZM213 125V126H212ZM218 125V126H217ZM221 125V126H222ZM237 125V126H236ZM241 125H243V126H241ZM244 125L246 126L245 128H244ZM30 126V125H29ZM32 126V128H34ZM169 126V127H168ZM252 126V127H251ZM254 126V127H253ZM258 126V127H257ZM262 127V129H261V127ZM15 127V128H16ZM25 127V126H24ZM161 127L163 128V129H161ZM165 127V128H164ZM230 127V128H229ZM243 127V128H242ZM41 128V127H40ZM47 128V129H46ZM114 128V129H113ZM198 128H199V131H198ZM209 128H210V130H209ZM225 128V129H226ZM240 128H241V131H239L240 130ZM46 129V130H45ZM53 129H54V131H53ZM170 129V130H169ZM172 129H174V130H172ZM190 129V130H189ZM193 129V130H192ZM212 129V130H211ZM226 129V130H227ZM234 129V130H233ZM243 129V130H242ZM44 130V131H43ZM151 130H154V131H151ZM162 132H160V131ZM186 130H185V132H186ZM209 130V131H208ZM229 130H227V131H229ZM3 132H5L4 130H2ZM100 131V132H99ZM108 131V132H107ZM110 131V132H109ZM113 133H112V132ZM170 131V132H169ZM191 131V132H190ZM198 131V132H197ZM212 131L214 132V133H212ZM233 131V132H232ZM236 131H239V132H236ZM1 132V131H0ZM45 132V133H46ZM107 132V133H106ZM171 132H173L174 133V135H172L173 133H171ZM175 132H176V134H175ZM237 134H236V133ZM244 134H243V133ZM263 132V133H262ZM2 133V132H1ZM101 133V134H100ZM196 133V134H195ZM211 133V134H210ZM236 135H235V134ZM261 133V134H260ZM3 134V133H2ZM1 134V135H2ZM104 134H108L107 135V137L105 138L104 136H106V135H104ZM191 134V135H190ZM249 134V135H248ZM101 135V136H100ZM155 135V134H154ZM185 135V136H186ZM232 135H233V137H232ZM238 135V136H237ZM109 136V137H108ZM156 136H153V137H156ZM162 137V138H160V137ZM164 136V137H163ZM172 136H173V138H172ZM179 136H181L182 138H181V140L182 141H184V144H183V142L180 140V137ZM193 136V137H192ZM200 136H201V138H200ZM237 136V137H236ZM242 136H243V138H242ZM150 137V140L152 141L153 140V138L151 137V136H149ZM217 137V138H216ZM236 137V138H235ZM263 137V138H262ZM108 138H110V139H112V140H110V139H108ZM115 138V137H114ZM152 138V139H151ZM176 138H178V140L176 139ZM245 138V139H244ZM248 138V139H247ZM251 138V139H250ZM260 138V139H259ZM196 139V140H195ZM200 139V140H199ZM214 139H216V140H214ZM242 139V140H241ZM109 140L110 141H113L114 142V144H112L111 142H109ZM177 140V141H176ZM188 140V141H187ZM206 140H207V142H206ZM233 140V141H232ZM244 140V141H243ZM153 141V142H154ZM167 141V142H166ZM204 141V142H203ZM105 142H106V144H105ZM197 142H199L198 144H197ZM202 144H201V143ZM228 142V143H227ZM230 142V143H229ZM234 142V143H233ZM111 144V146H110V144ZM165 143V144H164ZM167 143V144H166ZM174 144V147H172L173 146V144ZM209 143V144H208ZM236 143V144H235ZM243 143V144H242ZM259 143V144H258ZM175 144H176V146H175ZM181 144V145H180ZM183 144V145H182ZM233 144V145H232ZM235 144V145H234ZM256 144V145H255ZM114 145V146H113ZM207 145V146H206ZM213 145V146H212ZM92 146V145H91ZM154 146H156V145H154ZM167 146V147H166ZM178 146V147H177ZM192 146H193V148H192ZM194 146H198V147H194ZM209 146H211V147H209ZM235 146V147H234ZM236 146H237V148H236ZM256 146V147H255ZM258 146H259V148H258ZM111 147H113V148H111ZM114 147H115V149H114ZM116 147L117 148H119V150H117L116 149ZM169 147H172V151H170V150H168V149H170ZM180 147H182V148H180ZM185 147H187V148H185ZM208 147V148H207ZM216 147V148H215ZM98 148V149H97ZM105 148V149H104ZM111 148V149H110ZM162 148H164V149H162ZM180 149V150H176L177 151V153H178V155L176 154V153H173V152H175V150L174 149ZM193 149L192 151H191V149ZM204 148V149H203ZM213 148V149H212ZM236 148V150H234ZM238 148H239V150H238ZM243 148V149H242ZM252 148V149H251ZM197 149V150H196ZM221 149V150H220ZM250 149V150H249ZM100 150V151H99ZM165 150V151H164ZM174 150V151H173ZM185 150H187V151H185ZM195 150V151H194ZM201 150V151H200ZM225 150V151H224ZM110 151V152H109ZM112 151H114V152H112ZM116 151H118V153L116 152ZM122 151V150H121ZM182 151V152H181ZM184 151V152H183ZM194 151V152H193ZM197 151L199 152V153H197ZM217 151V152H216ZM261 151V152H260ZM172 152V153H171ZM196 152V153H195ZM200 152H202V153H200ZM218 152H220V153H218ZM230 152V154H229V156H228V153ZM237 152V153H236ZM249 152V153H248ZM260 152V153H259ZM132 153V152H131ZM129 154L128 153V155L130 156V155H132V154ZM165 153V154H164ZM167 153V154H166ZM180 153H183V155L181 154L180 155ZM187 153V154H186ZM191 153H193L192 154V157H194L195 159H197V163L195 162V160H194V165L196 164V166H194L193 167V162H192V160H191ZM254 153H255V155H254ZM258 153V154H257ZM112 154V155H111ZM174 154V155H173ZM185 154V155H184ZM189 154H190V158H189ZM195 154V155H194ZM204 154V153H203ZM224 154V155H223ZM261 154V155H260ZM113 155H114V157H113ZM194 155V156H193ZM199 155V156H200ZM205 155H207V154H205ZM205 155H203V157L205 156ZM231 155V156H230ZM233 155V156H232ZM236 157H235V156ZM240 155V156H239ZM93 156V157H94ZM105 156V157H104ZM112 156V157H111ZM174 156H176V157H174ZM186 156V158L184 159V157ZM131 157V156H130ZM178 157V159H176ZM183 157V158H182ZM188 157V158H187ZM112 158V159H111ZM117 158V157H116ZM164 158L162 159V162L164 161ZM181 158H182V161H181ZM109 159V160H108ZM118 159V158H117ZM165 159V160H166ZM171 159V160H170ZM187 159H189V160H187ZM237 159V160H236ZM112 160V161H111ZM95 161V162H96ZM111 161V162H110ZM167 161V162H168ZM184 161L186 162V163H184ZM255 161V162H254ZM114 162H116V163H114ZM165 162V161H164ZM163 162V163H164ZM190 162V164H188ZM263 162V161H262ZM114 163V164H113ZM119 163V162H118ZM117 163V164H118ZM166 163V162H165ZM177 163V164H176ZM181 163V164H180ZM100 164V165H99ZM171 163L169 162L168 164H166L167 166H169ZM179 164V165H178ZM184 164V165H183ZM186 164V165H185ZM260 164H261V166H260ZM119 165V164H118ZM117 165V166H118ZM164 165V164H163ZM173 165H170V166H173ZM174 165V166H175ZM181 165H182V167H181ZM190 166L189 168H187V166ZM245 165V166H244ZM252 165V166H251ZM253 165H254V167H253ZM255 165H256V167H255ZM169 166V167H170ZM192 166V167H191ZM247 166H248V168H247ZM263 166V167H262ZM120 166H118V168H119ZM162 167H164V166H162ZM175 167V168H176ZM185 167V168H184ZM243 167V168H242ZM249 167H250V169H249ZM259 167V168H258ZM104 168V169H103ZM171 168V167H170ZM175 168H173L174 170H175ZM183 168V169H182ZM194 168V169H193ZM240 168H241V170H240ZM246 168V169H245ZM100 169V170H99ZM103 169V170H102ZM177 169L175 170L176 172H177ZM187 169V170H186ZM188 169H189V171H188ZM197 169V171L199 172H197L196 171V174H193V173H195V171L194 170H196ZM102 170V171H101ZM122 170V169H121ZM192 172H191V171ZM234 170L236 171H238V175H237V171L236 172H234ZM261 170V171H260ZM100 171V172H99ZM153 171V170H152ZM188 171V172H187ZM232 171H233V174H232ZM246 171V172H245ZM257 171V172H256ZM111 172V173H110ZM119 172H120V170H119ZM119 172H117L118 174H121V173H119ZM122 172H123V170H122ZM127 172H129V171H127ZM127 172H126V175H128L127 174ZM131 172V171H130ZM129 172V174H131ZM184 172V173H183ZM241 172V173H240ZM243 172V173H242ZM100 173V174H99ZM114 173V174H113ZM152 173V172H151ZM154 173V172H153ZM152 173V174H153ZM155 173H156V171H155ZM154 173V176L156 175ZM157 173H158V171H157ZM190 173V174H189ZM192 173V174H191ZM247 173V174H246ZM122 174H124V173H122ZM121 174V175H122ZM152 174H151V177H152ZM201 174V173H200ZM204 174V176H205V172L203 173ZM231 174H232V176H231ZM234 174H236V176L234 175ZM101 175V176H100ZM108 175V176H107ZM111 175V176H110ZM125 175V174H124ZM124 175H122L123 176V178H124ZM185 176V177H183V179H184V181H181L180 180V178H182V176ZM190 176L191 175V177L193 178V176L192 175H194V178L195 179H191V178H186V176ZM202 175V174H201ZM242 175V176H241ZM263 175V176H262ZM120 176V175H119ZM129 176H131V175H129ZM129 176H127V178H129ZM153 176V177H154ZM157 176V175H156ZM156 176H155V178L154 179H156ZM248 176V177H247ZM115 179H114V178ZM117 177V178H116ZM150 177V178H151ZM198 177V178H197ZM227 177H228V175H227ZM237 177H238V179H237ZM122 178V177H121ZM120 178V179H121ZM122 178V179H123ZM159 178V177H158ZM186 178V179H185ZM255 178V179H254ZM120 179H118L119 181H120ZM126 179V178H125ZM130 179V178H129ZM232 179V178H231ZM240 180V181H244V180ZM116 180V181H115ZM124 180V179H123ZM157 180V179H156ZM190 180H192V181H190ZM246 180V181H247ZM254 180V181H253ZM261 180V181H260ZM113 181V182H112ZM116 183H115V182ZM122 181V180H121ZM107 182V183H106ZM110 182H111V184H114V185H110ZM118 182V183H117ZM179 182V183H180ZM199 182V185L201 184ZM255 182V183H254ZM257 182V183H256ZM121 183V182H120ZM185 183V182H184ZM202 183H204V182H202ZM100 184V185H99ZM103 184V185H102ZM116 184H118L119 186L117 187V185ZM186 184V183H185ZM193 184V183H192ZM99 185V186H98ZM183 185V184H182ZM107 186V187H106ZM115 186H116V188H117V190L116 189H114L115 188ZM114 187V188H113ZM201 186H199V189H198V186H197V189H192L193 191H195L194 193H192V190H190V192L192 193V195H194L193 196V198H196V197H199V196H197L198 194L200 195L201 194V192H200V189H202V188H200ZM107 188V189H106ZM118 188H119V190H118ZM263 188H264V186H263ZM94 190V189H93ZM107 190V191H106ZM197 190V191H196ZM203 190V189H202ZM98 191V192H97ZM119 193H118V192ZM122 191V190H121ZM175 191V190H174ZM173 191V192H174ZM177 191V190H176ZM175 191V192H176ZM142 192V191H141ZM145 191H143V193H144ZM150 192V195H146V196H148V198H150V196H151V193H152V195L153 196H155V192L152 190V192L149 190V191H147L145 194H148ZM154 192V193H153ZM164 192V190H162V193ZM173 192H171L172 194H173ZM174 192V193H175ZM190 192H188L187 191V194H189L190 195ZM198 192V193H197ZM200 192V193H199ZM203 193L200 195V199H202L203 197H204V195H206L205 193H204V190L202 191ZM236 192V195L237 194H239V191H234L233 192V195H235L234 193ZM140 192H137V194H139ZM171 193H167V194H171ZM177 193V192H176ZM175 193V194H176ZM207 193V192H206ZM121 194H123V192L121 193ZM136 194V193H135ZM163 194H165V196H167V194L164 192ZM162 194V195H163ZM102 195V196H101ZM106 195H108V196H106ZM119 196V198L118 197H115V196ZM140 195V194H139ZM144 195V194H143ZM196 195V196H195ZM233 195H231V197L233 196ZM235 195V196H236ZM111 196V197H110ZM142 196V195H141ZM97 197V196H96ZM102 197V198H101ZM113 197V198H112ZM143 197V196H142ZM202 197V198H201ZM224 198L223 199H225V202H226V204H229V202L227 203V201H229L228 199H226L227 197L226 196H223ZM230 197V194L228 195V198ZM98 198H97V200H98ZM105 198V199H104ZM109 198H110V200H109ZM112 198V199H111ZM143 198H145V197H143ZM147 198V197H146ZM145 198V199H146ZM118 199V200H117ZM144 199V200H145ZM155 199V198H154ZM154 199H152V197H151V199L149 200H147V201H152V200H154ZM205 199V198H204ZM204 199H202V200H204ZM117 200V202H115ZM144 200H142V201H144ZM193 200H195V199H193ZM227 200V201H226ZM104 201H105V203H104ZM110 201V202H109ZM224 201V200H223ZM115 202V203H114ZM224 202V203H225ZM110 204V205H108V204ZM119 203V204H118ZM151 203V202H150ZM150 203H147V204H150ZM153 203V202H152ZM151 203V204H152ZM249 202H247V204H248ZM252 203V202H251ZM114 204H115V206H114ZM226 204L224 205L223 204V206H225L226 207ZM118 205V206H117ZM153 205V204H152ZM107 206V207H106ZM228 206V205H227ZM231 206V205H230ZM115 207H116V209H118L119 208V210H116L115 209ZM152 207H154V206H152ZM224 207V208H225ZM229 207V206H228ZM227 208V207H226ZM235 208V207H234ZM134 209V208H133ZM238 209V207H236V210ZM114 210H116V211H114ZM239 210H241V208H239ZM117 211H118V213H117ZM149 211H145L146 213H149ZM153 212V214L155 215H153L152 214V212ZM238 211V210H237ZM72 213H73V211H71ZM70 212V213H71ZM118 214H116V213ZM71 213V214H72ZM129 213L133 216H130L129 215ZM74 215H76L75 213H73V215L71 216V217H69L70 219H73L72 221H74L75 220V216ZM114 216H116V217H114ZM130 216V217H129ZM135 216V217H134ZM75 217V218H74ZM155 217V218H154ZM120 218V219H119ZM131 220H130V219ZM133 218H136V219H133ZM109 221H108V220ZM119 221H118V220ZM154 219V220H153ZM81 220H82V215H81ZM111 220H113V221H111ZM121 220V221H120ZM135 220V221H134ZM142 220H143V222H142ZM145 220V221H144ZM150 221V223H149V221ZM75 221L77 222V223H75ZM74 222H73V224H77L78 225V221H77V218H76V220H75ZM116 221H118V222H116ZM126 221V222H125ZM131 221V222H130ZM147 221V222H146ZM153 221L155 222V223H153ZM110 222H112V223H110ZM123 222H125V223H123ZM138 222H140V223H138ZM146 222V223H145ZM70 223L72 224V222L70 221ZM114 223V224H113ZM143 223V224H142ZM152 223L154 224V225H152ZM256 223V222H255ZM255 223H251V224H253V226L255 225V226H257V224H255ZM260 223V222H259ZM262 223V222H261ZM260 223V224H261ZM70 224V225H71ZM72 224V226H74ZM119 224V225H118ZM130 224V225H129ZM131 224H137V226L135 227L134 225H131ZM249 224V223H248ZM76 225V226H77ZM122 225V226H121ZM124 225V226H123ZM147 225V224H146ZM250 225V224H249ZM263 225V224H262ZM71 226V227H72ZM113 226V227H112ZM114 226H116V227H114ZM126 226H129V227H126ZM132 226V227H131ZM134 226V227H133ZM80 227V226H79ZM126 227V228H125ZM261 227V226H260ZM73 228V227H72ZM74 228H78V227H74ZM109 228V230H111ZM120 228V229H119ZM130 228V229H129ZM136 228H138V229H136ZM144 228V227H143ZM128 229V230H127ZM254 229V228H253ZM111 230V231H112ZM143 230V229H142ZM125 233H124V232ZM133 231V232H132ZM137 232V233H136ZM135 233V234H134ZM139 233V234H138ZM124 235V236H123ZM127 236V237H126ZM135 236V237H134ZM122 238V239H121ZM114 239V238H113ZM119 239H120V241H119ZM123 240V241H124ZM119 241V242H118ZM114 242H116V240L114 241ZM118 243H120V244H118ZM125 244V243H124ZM109 245H110V242H109ZM116 245V246H115ZM119 245V246H118ZM112 249H114V248H112ZM119 251H121V250H119Z\"/></svg>",
    "mask_w": 264,
    "mask_h": 264
}]
</instances>
